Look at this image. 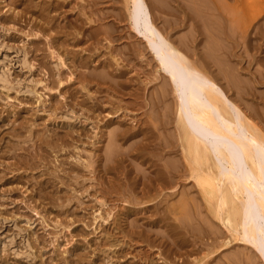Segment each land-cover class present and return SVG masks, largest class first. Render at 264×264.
Wrapping results in <instances>:
<instances>
[{
  "label": "rangeland",
  "instance_id": "1",
  "mask_svg": "<svg viewBox=\"0 0 264 264\" xmlns=\"http://www.w3.org/2000/svg\"><path fill=\"white\" fill-rule=\"evenodd\" d=\"M7 1L9 2L11 0H7ZM23 1H25V3ZM35 1H37L39 4ZM43 1L46 3V2L51 1V0H39V1L38 0H32V1L31 0L30 1L29 0H22V1L21 0H12V3L16 4L15 5L17 7L16 10L19 11V14L15 15L16 10L14 12H12V11L5 12L6 7H3L5 2H3V0H0V264H69L70 261H71L70 264H135V263L136 264H145L147 262H148L147 264H154V263L155 264L156 263L157 264H160V263L161 264H171V263L172 264L173 263L174 264H193V263L195 264V262H196V264H198V263L199 264H206V262H207V264H231V263L233 264L234 263L233 261H235V263H237V264H252V261H255V262H257V264H259L258 262L260 261V264H262L261 263L262 261L260 260V258H257L258 260L256 259V257H258V253L253 248L248 246L250 251L254 250V253L249 252L247 246H245V245L242 246L241 243H237L236 241L230 242L229 243L230 246L228 244L225 247H220L221 250L218 249V251L217 250L215 252L213 251L214 253L213 252L212 253L214 255L213 254H212L213 256L210 255L211 252H209V251L211 249L214 250V246H217L219 244L218 241H220L221 238H222L221 241L224 238H226L227 232L224 230V227L222 226V224L219 223L218 220L213 218L205 209L201 195H199V193H196V192H198V190H197L194 182L191 179H188V178L186 179V177H187L186 172H184L186 170L184 167V162L181 158L180 146H178L179 143L176 140V137H177L176 132H175L176 131V125H175L176 117L174 114V112H175V110H174L175 101L174 100L175 99H174L173 95H172L173 98H172V96H170L171 94H173L172 91L170 90L171 86L170 85L164 86L165 84H161L163 81L161 82L160 80H162L163 77L161 75V78H160V76H158L159 74L155 70L156 69L155 58L153 57L152 53L148 50V48H145L146 42H145L144 36L142 34H138L135 30H133L131 28V24H130L129 16H128V11H127V9H125L126 6L123 4L124 0H91V1L90 0H85V1L84 0H82V1L81 0H72V1L71 0H60L63 3L66 2V4L63 5V9L61 6L60 9L59 8H58V10L52 9L51 12H49V13H47V15H45V17H47L48 20H50V22L46 21L45 19L42 20L43 18L41 19L40 16L37 15V13L41 11L40 7L43 5L42 4ZM86 1L87 2L89 1L91 3L94 2L93 6L89 2H88V5L90 4L89 7L93 8L94 10L93 9L92 10L94 12L96 10V12L95 13L93 11L91 12L90 11L91 8L86 7L85 8L86 15L83 16V18L86 17L87 15H89V13L91 12V15H89V16L93 20H95V18H93V17H96L95 22L91 21L92 22L91 23L89 20L87 21L86 18H84V21H85L84 27H86V28H84L85 30L83 31L82 35L78 34V33L77 34L74 33V32H78L76 27H74V29H73V27H71V28L69 27L68 29H66L67 31H63L64 29L60 30V28H59V30H60L59 31L58 27L61 24L60 20L62 21L67 17V20H64L65 22L62 21V23H64V24H61L62 26H60V27H63L66 23L68 24V21H70L71 23H74L75 20L72 21V19L75 18L74 15L76 13H73V12H76V9L74 8L76 6V3H78V4L80 2L86 3ZM146 1H147L148 5L150 6L149 14L153 17V19L155 20L158 27L159 28L162 27L161 29L164 32H165V30H167V33L166 32L165 33L168 36H170V38H172V37L175 38L174 36H176L175 41L180 42V44H182L181 47H183L182 48L183 51H185V49L188 50L190 48H192V49L194 48L193 51L194 50L195 51H194L193 57L197 59L198 55H199V57L201 55L200 58L198 57V60L207 66V67L205 66L206 70L208 71V70L213 68V70H210L211 72L208 71L209 74H211V76H212V71L213 72L215 71L214 73L216 76H218L219 74L221 75V76L219 75L217 77V79H215L216 78L215 75H213L212 77H214L216 82H218L217 84L221 89H222V87L220 85L223 86L222 91H224L225 94L228 95L227 97L231 100L235 97L232 101L236 100L235 103H237V105L240 106V108L242 107L241 109L243 110V112L248 117L251 116V119L254 120V122H256L257 125H259L262 128L263 124H264V4L262 3L263 0H260V2L258 1L259 3L256 2V0H252L251 3H248L246 6V7H248V9L250 8L248 5L252 4V7L250 8L252 10L251 11L248 10L249 13L247 11V8H246L247 12H244V10L239 11V8H241V6H239V4H240L239 0H228V1L226 0L227 3H229V5H231V7L226 6L227 3L225 2V0H213L214 3L212 0L211 1L209 0L208 2L206 0H202V1L201 0H199V1L198 0H174V1L173 0H166V1L165 0H161V1L152 0L153 2L151 0H146ZM234 1L236 3H234ZM21 2L24 3L26 6L29 5L28 10H27V7L24 8L23 5H20V4H22ZM209 2H211V4H213L214 7L211 6V4H209ZM31 3L34 6H32ZM34 3H36V5ZM150 3L152 6L150 5ZM198 3H200L201 5H199ZM204 3H205V6H204ZM255 3H256V5H254ZM158 4H159V6H158ZM222 4H224V5L222 6ZM70 5L74 9L72 7L67 8V6H70ZM192 5H194V6H192ZM203 6L205 7V9ZM207 6H208V8H206ZM237 6H238V8H236V10L237 9L238 10L236 12V10H234L232 8L233 7L235 8ZM21 7H22V9H20ZM166 7H168V8H166ZM191 8H193V9H191ZM209 8H212V10H210ZM216 8L218 9L217 11H215ZM219 8H220V11H219ZM70 9L72 10V12ZM200 9H202V10L204 9V11L201 12L202 10H200ZM97 10H98V12H97ZM35 11H38V12H35ZM56 11H58V12H56ZM59 11H60V13H59ZM188 11L189 12L191 11L192 13L191 12L188 13ZM193 11L196 13H194ZM218 11L220 13L222 12V14L224 15V17H221L222 19L220 18V16H218L216 14V13H218ZM224 11H225V13H223ZM234 11H235V13H234ZM241 11L245 14L248 13V15L244 14L246 18H244L243 16H240V15H243V13L240 14ZM213 12L216 14V15H214V17H213V15L211 16V14ZM250 12L252 14H250ZM56 13H57V15H55ZM206 13H207V15H206ZM220 13H218V14L221 15ZM21 14H23V15H21ZM60 14H61V16H60ZM101 14H103V15H101ZM190 14L197 15L198 19L193 17L194 15H192L190 17ZM236 14H238V16ZM253 14H255L256 16ZM34 15L36 17H34ZM54 15L57 17H55ZM63 15H64V19L62 18ZM69 15H71V16H69ZM228 15H230V16H228ZM15 16H16V18H15ZM48 16H50L51 18ZM58 16H59V18H58ZM97 16L102 17V19L101 18L99 19ZM104 16L105 17L107 16V17L105 18ZM247 16H250L252 18L255 17V18H254V20H252V19H249L250 17L248 18ZM52 17L54 19H52ZM71 17H72V19H70ZM103 17H104V19H103ZM192 17L194 18V20L190 21L189 18L193 19ZM215 17L217 18V20L214 19ZM240 17H243L242 18L243 22L247 18H248L247 21L251 20L250 22H252L249 24H248V22H246L248 24L247 26H249L248 28L246 26V28H247V29L245 28L246 30H243L244 27L242 26L243 24L246 25V23L241 24V27L238 26V25H240V21H239ZM20 18H21V21H20ZM187 18L189 20H187ZM209 18L214 19V20L209 21ZM9 19L12 21H10ZM23 19H24V22H23ZM218 19L220 22L218 21ZM229 19H233V20L229 21ZM31 20L33 21L32 24H31V22H32ZM37 20H38V22H36ZM57 20H59V21H57ZM197 20L199 21V23L201 21V23H200L201 25L199 23H196ZM224 20H226V21L223 22ZM28 21H29V23H28ZM42 21H43V23H42ZM34 22H35V26H34ZM47 22H48V24H47ZM56 22H57V24H54V25L52 24V23H56ZM49 23L52 25H49ZM104 23H107V24L105 25ZM43 24H45V25L43 26ZM202 24H206V26L202 25ZM217 24L220 27L215 26ZM26 25H28L27 26L28 28L26 27ZM31 25H32V27H31ZM56 25H58V26H56ZM68 25H70V24H68ZM71 25H73V24H71ZM92 25H94L95 28H93ZM97 25H98V28L100 26H101V28L97 29L96 28ZM192 25L193 26L196 25V27L194 26L192 28L191 27ZM226 25H228V27ZM51 26L52 27L56 26L57 29L52 28ZM91 26L93 29H97L99 31V32H97L95 30L97 35L94 33L95 31L91 28ZM212 26H214L213 27L214 29L211 28ZM221 26L224 29L219 30V28L221 29ZM231 26L236 27L235 29L237 32L241 29L240 30L241 32H239L240 34L238 33L240 35V37H238L239 36L238 34H237L238 36H236V33L234 34L235 29L232 30L233 27L231 28ZM77 27H79V26L77 25ZM102 27L105 29H103ZM207 27H209V28H207ZM50 28H52V29H50ZM89 28H91L94 32H92L91 29L89 30ZM194 28H196L195 31H192V30H194ZM225 28L227 31L225 30ZM237 28L238 29L240 28V29L238 30ZM86 29H88V30H86ZM101 29H103V30H101ZM209 29H211V30H209ZM217 29L219 30V33H218ZM37 30L40 34L38 32H36ZM50 30H52V31H50ZM55 30H58V31H56L57 34H55L56 32H54ZM169 30L172 32V34L170 32L171 35L168 32ZM196 30L198 32L197 36L195 35V33H197ZM223 30L227 32V34L225 36H223L225 33L221 32ZM231 30L233 33L230 32ZM247 30H248V32H247ZM79 31H81V30H79ZM199 31L200 32L203 31L202 33H203L204 38H202V36H201L202 34ZM30 32H32V33H30ZM87 32H88V34H87ZM109 32L112 34H110ZM189 32H191V33H189ZM209 32H210V36L208 34ZM215 32L220 34V36L223 34L222 35L223 38H225V40H227V41H229V38H230V42H225V40L219 41V40H221L220 36H218V34H216ZM243 32H245L246 35ZM29 33H30V35H29ZM192 33H193V35L196 36V37L192 36V39L193 38L194 39L193 40L191 39L192 45L194 47L191 44L185 45L186 43L189 42L187 40H190V39H187V38L188 37L190 38ZM204 33H206V34H204ZM231 33H232V35H231ZM26 34H27V36H26ZM47 34L49 35L50 40L54 37L53 40L55 41V37H58L57 43L59 41H61L60 44L64 45V46H65V44H63V42L66 44L70 43L69 44L70 47L67 44L66 48L64 47L65 48L64 49L63 46L60 47L61 46L60 44L55 43V45H54V43L52 41L48 42L49 37H48V39L46 38ZM105 34H108V35H105ZM185 34H187V35H185ZM39 35H41V36H39ZM184 35H185V37H184ZM214 35L216 37H219V38H215ZM227 35H229V36L231 35L233 39L231 38V36L228 37ZM70 36H71V38H70ZM89 36H91V37L95 36L99 40L100 43L96 42V41H98L97 39L91 38ZM104 36L106 37L105 40H104ZM107 36H109V37H107ZM110 36L114 37L113 38L114 41L111 40L112 37H110ZM178 36H180V37H178ZM59 37H60V40H59ZM73 37H74V40H72ZM177 37H178V39H177ZM206 37H207V39H206ZM241 37H242V40H243V38H246V41H245V39L243 41H241ZM248 38H249V40H248ZM63 39H66V40L64 41ZM86 39H88V41ZM185 39L187 42H184ZM203 39H204V41H207L210 39H212V40H210V42L207 41V43H206V42H203ZM215 39L217 41H215ZM234 39H235V41H234ZM239 39H240V41H239ZM70 40H72V41H70ZM84 40H86V41H84ZM108 41H110L111 43ZM214 41L217 44H215ZM79 42H80V44H78V47L76 48V46H77L76 43H79ZM85 42H87V43H85ZM191 42H189V43H191ZM218 42L219 43L223 42V43L220 45V44H218ZM205 43H206V45H204ZM210 43L212 45H209ZM213 43H214V45H213ZM229 43L231 44L232 48L230 47ZM51 44H53V45L51 46ZM93 44H94V46H93ZM223 44L225 45L224 47H226V44H229V45H227V47L229 46L228 48H229L230 53L229 52L227 53V51H228V50L226 51V49H228L227 47L225 48V50H223L224 49V47L222 46ZM73 45L75 46V48ZM183 45H185V46H183ZM195 45H196V47H195ZM207 45H208V47H207ZM216 45H220L221 49L220 50L217 49ZM133 46L135 49H133ZM137 46H138V48H137ZM211 46H213V47H211ZM220 46H218V48H220ZM52 47L56 48V50H58V51L60 50V53H62V54H63V52L66 51V49H67V51L71 52L68 55V57L69 56L70 57L67 60V64L69 63L68 66L69 67L72 66L70 69H74L75 72H78L77 73L78 75L80 74L83 76L85 74L84 76L87 75L86 78L89 77L87 79L88 83L86 84V86H87L86 88L85 87L83 88V85H82L83 82L77 81L78 78L77 79L73 78L72 80H70L71 82L73 81L71 83L68 80V74H67L70 72L64 66L59 67L60 77L63 78L62 79L63 83L61 85L66 87V89L64 91L65 93L62 90L63 88L60 87V90H62L61 91L62 95H59L55 88H54L55 91H54V89H51L49 91V89L43 88L42 85H39V84L34 85V83H32L33 81H36L38 79L41 80V78H43L42 79L43 82L48 87H50V86L54 87L53 84L58 81L57 80L58 78H56L55 74H54L56 72V69L54 68V65L52 63V54H50V53H52V51L48 50V49H52ZM111 47H112V50L114 49L113 52L116 51L117 54L122 51L121 53H119L120 56L118 55V56L114 57V58L118 57L117 58L118 64L116 63L117 65L113 63V62H115V60H112V59H114L112 56L113 52L111 49H110L111 52L109 51V48H111ZM131 48L134 51H136L137 49L139 51H136V53H135ZM197 48H199V49H197ZM200 48H202L203 52ZM204 48H206V50ZM208 48H209V50H208ZM62 49H63V51H62ZM71 49L72 50L74 49L75 51H77V53H79V55L76 52L74 53V51L72 52ZM83 49H85V50L81 51ZM142 49H144V50H142ZM211 49H213V50H211ZM129 50L132 51L131 54L129 53V52H131ZM196 50H198V51H196ZM222 50L224 52L225 51L226 52L224 53ZM142 51L144 53H142ZM190 51L191 50H189V52ZM204 51H206V52H204ZM210 51L212 53H214V55H213L214 57L210 56V55H212V54H210ZM213 51H215V52H213ZM218 52L221 53L220 57L218 54H216ZM133 53H135V55H133ZM195 53H199V54H195ZM202 53H204V54H202ZM205 53H207V54H205ZM222 53H224V54H222ZM72 54H75V55L77 54L76 56H74L75 61H76V63H75L76 65H74L73 63H71L69 61L72 59ZM90 54L92 55V57ZM108 54H109V57H108ZM124 54H126V56ZM140 54H145V55H144V57H142ZM225 54L226 55L230 54V55H229V57H226L224 60L223 57H225L224 56ZM206 55H208L210 57V59H213V58L216 59L217 57L220 59L222 56L223 57H222V59H220L221 63H220V60L217 58L216 60L213 59V61L215 60L216 62H214V64H211L210 61H208L209 57L208 56L206 57ZM127 56L130 58L131 63L128 61L129 58ZM132 56H133V58H132ZM134 56H136L137 58ZM76 57H78V58H76ZM120 57H121V59H120ZM123 57L124 58L126 57L125 59L128 58V60L127 61L124 60ZM41 60H43V62ZM123 60L125 62L121 63ZM222 60H223V62H222ZM24 61H25V63H23ZM77 61L80 64H77L78 63ZM82 61H84L85 63H83ZM86 61H87V63H86ZM206 61L210 66H212V65L213 66L210 68L209 65L205 64ZM229 61L232 64H230L231 67L229 66L230 68L227 69V66H228L227 63H230ZM36 62H37V64H36ZM46 63H48V65ZM101 63L102 64L105 63V64L102 65ZM119 63L122 64V67H120ZM215 63L218 65V67H216L217 65L215 66ZM88 64H92L95 68L97 67L98 69L97 68L95 69L93 67L94 71L96 70L95 72H93V70L91 69L92 65L90 66ZM123 64H124V66H123ZM129 64H130V66H129ZM30 65H31V68L29 67ZM79 65L82 67H80ZM108 65L111 67V68L109 67L110 69H108ZM118 65H119V67H118ZM35 66H37V67H35ZM50 66L52 67L51 69H50ZM89 66H90V68H89ZM98 66H100V67H98ZM101 66H103V67L106 66L107 69L110 70L111 72L108 71L107 69H105V71H104L105 67L102 69ZM113 66H114V68H112ZM139 66H141V67H139ZM221 66L222 67L226 66L227 70H225L224 68L222 69ZM232 66H233V69H235V71L232 69ZM220 67L222 70L220 69ZM45 68H46V70H44ZM87 68H89V69H87ZM99 68H101L102 70L101 69L100 70L103 72L100 73ZM215 68H218L220 73L218 72V69L215 70ZM238 68H239V70H237ZM42 69H43V71H42ZM49 69H50L51 73L47 72ZM79 69L82 70V73L80 72ZM83 70L84 71L87 70V71L85 73H83L84 72ZM236 70L239 72V78L241 77L242 79H239L236 75H234V77L236 76L235 78H237V80L235 81V79H233L234 77H233L232 72H235L234 74H238V72H236ZM45 71L49 75L47 73L45 74ZM52 71H53V73H52ZM106 71L108 74L110 72V74L108 75L106 73ZM127 71H128V73H126ZM88 72H90V73H88ZM91 72L93 74H91ZM227 72L229 74L230 73L232 74V75H230L232 77V80L229 77V75H228L229 78L227 76H225V74L226 75L228 74ZM64 73H65V77L61 76V75H64ZM95 73H97V74H95ZM154 73L155 74L157 73L156 78H155V75L153 76ZM104 74L111 76V78H113V80ZM160 74H162V73H160ZM53 75H54V77H53ZM118 75H120L121 77H119ZM136 75H137V77H136ZM240 75H242L243 77ZM40 76H41V78H39ZM93 76H95L94 79H91ZM98 76H101V77H98ZM122 76H123V79L125 76L126 80L125 79L124 80L126 81V83H125V81H123V79H121V80L118 79V77L122 78ZM151 76H152V79H151ZM222 76H224L225 78L223 79ZM44 77H45V79H44ZM47 77H48V79H47ZM74 77H75V75H74ZM114 77H116L117 81L118 80L119 81L117 82L114 79ZM131 77H133V79ZM226 77H227V79H226ZM247 77L250 79V82H252V83L248 82L249 79ZM51 78L52 79L54 78L55 80L54 79L53 80L55 82H53V80H51ZM107 78H109L110 80L109 79L107 80ZM129 78H130V80H129ZM246 78L248 81L246 80ZM228 79H229V81H228ZM91 80H93V81H91ZM102 80H104V81H102ZM152 80H153V82H152ZM240 80H242V81H240ZM4 81H8V83L5 84ZM105 81H107L108 83H106ZM109 81H111V82H109ZM114 81H116V82H114ZM120 81L124 82L123 84L126 85L125 88ZM219 81H221L222 83ZM230 81L234 82V83H237V81H238L239 85H242V86L244 84L245 87L243 86L242 88L245 89L244 90L245 92L241 89L240 90V91H242V94H241V92H239V89H237L239 86L238 83L236 84V85H238L236 87V85H234V83H230ZM113 82L115 84H113ZM132 82H135V83H132ZM240 82L242 84H240ZM3 83H4V85H3ZM67 83H68L69 87L67 86ZM74 83H76V84H74ZM84 83H86V82H84ZM89 83H90V85H89ZM102 83H103V85L105 83L107 85L105 84L104 86H102ZM229 83L232 84V86ZM77 84H78V86H77ZM96 84H99V85H96ZM100 84H101V86H100ZM118 84H120V85H118ZM245 84H247L249 87ZM94 85H96V86H94ZM121 85H122V87H121ZM153 85L155 87L158 86V87H156L157 90ZM160 85H162V87H160ZM114 86H115V89L113 88ZM116 86H120V88L122 90L119 87L117 88ZM81 87H82V89H81ZM92 87L94 90L92 89ZM94 87H96V88H94ZM105 87L107 90L104 89ZM165 87L168 89H165ZM224 87H226V88H224ZM235 87H236V89H235ZM67 88H69V89H67ZM149 88H150V91H149ZM163 88L165 89V91L168 90L166 92L168 97L167 96L164 97L165 102L163 100V96L161 98V94H160L161 91L159 90V89L163 90ZM239 88H240V86H239ZM34 89L38 90L39 92H42V96L44 98V101L46 100L45 101L46 104H45V102H44V104L37 103L38 99H37L36 93L33 92ZM85 89H86V94L84 92ZM113 89H114V91H113ZM135 89H138V90H135ZM225 89L228 91H226ZM45 90L50 92V94L48 93V95H45V94H47V91H45ZM109 90L110 91L112 90V91L110 92ZM232 90L234 92H232ZM145 91H146V93H145ZM235 91L236 92L238 91L240 94L236 93ZM72 92L73 93L76 92V93L73 94ZM87 92H88V94H87ZM112 92H114V93L116 92L115 95H114V93L112 94ZM117 92H118V94H117ZM148 92H150L149 95L152 94V95H150V97L147 95ZM168 92H171V93H168ZM246 92H248V94H246ZM43 93H45V94H43ZM52 93H53V95H52ZM69 93L70 94L72 93L73 95L72 94L70 95ZM102 93L104 96H102ZM119 93H121L122 95L126 94L125 98H123L124 96H122V98H123L122 99L121 94H119ZM136 93H139V94H136ZM141 93L144 95L142 96ZM154 93L160 94V95L158 94L159 97L157 94H155V95H157L158 99H161V101H159L157 99V97H155ZM234 93L237 94V96H235ZM128 94H130V95H128ZM233 94H234V96H233ZM85 95H87V96H85ZM241 95L243 98L241 97ZM66 96H67V98H66ZM75 96L77 98L76 101H74ZM88 96H90V97L92 96V97L90 98ZM96 96L100 98L99 102H102V103L104 102L103 104L101 103L102 105H100L99 102L97 103L98 98ZM112 96H114V99H116V102H119V103L112 101V98H113ZM115 96H116V98H115ZM133 96H135V99L133 98ZM71 97L74 98V100L71 99ZM80 97H82V98H80ZM93 97L94 98L96 97V99L94 100ZM108 97H111V99H109ZM140 97L143 99V101L140 100ZM236 97H238V98L241 97L242 99L239 100V99H236ZM50 98H52V99H50ZM58 98L60 99V101H58L59 100ZM79 98L81 99V101L82 100H84V101L76 103L80 100ZM101 98H103V99H101ZM131 98H133V99H131ZM68 99H69V101H67ZM91 99L94 100L96 103L91 101ZM124 100H126V101L124 102ZM129 100L132 103L134 102L136 105L134 103L132 105V103H130ZM152 100H154V101H152ZM156 100L161 102V104L168 103V105L165 104V106H164V104H163V107H162V105L158 102L160 104V107H159L160 109H159L158 108L159 104L157 103ZM168 100H169V102H168ZM111 101H112V103H111ZM249 101H250V104L248 103ZM50 102H51V105L49 104ZM64 102H66L65 103L66 105H64ZM90 102H91V104L89 105ZM127 103H129V105ZM138 103H139V105H138ZM145 103H146V105H145ZM148 103H150V104H148ZM61 104H62V106H61ZM83 104L85 107L84 106L82 107ZM86 104H87V107H86ZM95 104H96V106H95ZM123 104H127L128 106L127 105L124 106ZM251 104L254 105L253 107H254V109L256 108L257 112H255L256 111L255 110L254 111L255 113H252V111L254 109H252L253 107H251L252 106ZM45 105L48 108H46ZM97 105L98 106L100 105V107H98ZM108 105L110 106L109 109H108ZM113 105H115V106H113ZM122 105H123V107H122ZM137 105L141 109H139ZM150 105H151V107H150ZM249 105H250V108L252 110L247 109L249 107ZM49 106L51 107V109H53L54 107H55V109H53L51 111ZM71 107H73V108H71ZM111 107H114L115 109L114 108L111 109ZM119 107L121 109L126 108L127 110L124 109V111H123V110L119 109ZM129 107H130V110H129ZM133 107H134V109H133ZM154 107H156V108L153 112L152 109H154ZM81 108H83V110ZM101 108H104L105 110L101 109ZM136 108H138V111ZM88 109H89V111H88ZM147 109L149 112L147 111ZM162 109L164 111H162ZM171 109H172V111H170ZM93 110H95V111H93ZM116 110H118V111L121 110V111L116 112ZM107 111H109V114L107 113ZM132 111L133 112L135 111L137 113H135V112L132 113ZM143 111H144V114L142 113ZM169 111L172 112L171 113L172 115L170 114ZM86 112L89 113L90 115L92 114L91 116H93V117H91L89 114H86ZM151 112L154 113L153 116H151L153 114ZM156 112H158V113H156ZM261 112H262V114H261ZM82 113H84V114H82ZM99 113H100V116H98ZM110 113L112 115H110ZM141 114H142V116H141ZM258 114H259V116H258ZM85 115H87V117ZM126 115H128L129 117ZM148 115L150 118L148 117ZM256 115L258 116L257 118H256ZM136 116H138V117H136ZM170 116H172V117H170ZM262 116H263V118H262ZM77 117H79V118H77ZM89 117H90V119H89ZM152 117H153V119H152ZM84 118H87L88 120L84 119ZM111 118H113V119H111ZM123 118H124V120H123ZM129 118L132 119L133 121L128 120ZM138 118H139V121L141 120L140 122L138 121ZM164 118L166 120H169L170 124L167 123L168 121H166V124H169V125L165 124L167 127L164 126V124H163L165 121ZM151 119L154 122H152ZM125 120H126V122H125ZM135 120L139 123V125ZM110 121H111V123H110ZM112 121H113V123H112ZM119 121L121 122V124L120 123L118 124ZM128 121H131V122H128ZM173 122H174V124H173ZM114 123H116V124H114ZM145 123H146V125H145ZM152 123L157 124V125H154ZM160 123H161V126H160ZM133 124H134V126H133ZM171 124H172V126H171ZM108 125H110L111 127ZM112 126L113 127L118 126L119 129L115 130L118 127L114 129ZM136 126H138V127H136ZM120 127H121V130H120ZM174 127H175V129H174ZM106 128H109V129H106ZM111 128H113V130L116 132L115 133L112 132L113 130ZM123 128H124V130L122 131ZM125 128H127L129 131ZM144 128L146 130L149 129L150 131L148 130V132H147ZM140 129H142V130L144 129L145 132L142 130H141L142 131L141 132ZM137 130H139V132L137 134H135V136L132 135V137H131L130 135H128V133H133V132L136 133ZM171 130H173V131H171ZM262 130L264 131V127L262 128ZM158 131H160V132H158ZM79 132H81V133L83 132L82 136L79 135V134H81ZM169 132L172 133L173 135L172 134L168 135ZM33 133H34V135H33ZM69 133L71 135H68ZM97 133H98V135H97ZM116 133H119L120 135H124V136H125V134H127L128 136L126 137V139H123L121 136H119V134L117 135ZM149 133H151V134H149ZM53 134L59 135L60 138L63 137L62 138L63 140L65 139L66 141H68V142L71 141V142L68 143L65 141L66 143H63L64 141H61V140H58V141H61V142H58L57 140H55L57 137L56 136L54 137ZM64 134H65V136H64ZM72 134H75V135L78 134V136L76 135V137H78V138L75 139V137H74L75 135L73 136ZM103 134H105V135H103ZM139 134H141V135H139ZM142 134H143V136H142ZM159 134H161L162 137H163V135H165V136L167 135L168 139L162 138ZM45 135H47V136H45ZM96 135L99 139L96 137ZM114 135L115 136L117 135V136L115 137ZM137 135H138V137H136ZM52 136L55 139H53ZM70 136L72 137V139ZM107 136H110L111 140L113 139L112 141H114V139L117 138V139H115L116 142H113L114 145L111 143L110 138L109 139L107 138ZM170 136L172 138L174 136V138L171 139ZM38 137H40V138H38ZM94 137H95V139H94ZM134 137H136V138H134ZM159 137H161L162 139L160 140ZM40 139H41V141H40ZM90 139H92V140H90ZM156 139L159 140V142ZM174 139H175L176 143H174ZM45 140H47V141H45ZM51 140H52V142H50ZM98 140H99V142L100 141L101 142L99 143ZM102 140L104 141V144H107L108 146H110L112 144L113 147L110 146V148L107 149V146H106V148H105V145L103 144ZM125 140H126V142H125ZM136 140H140V141L137 142ZM48 141L50 142V144ZM117 141L120 142L119 144H122V145H120L121 147L117 146L118 147L117 149L119 151L118 150H116V151L118 153L115 150L111 149V148H114L115 144H117ZM152 141H154V142H152ZM165 141H166V143H165ZM105 142H107V143H105ZM109 142L111 143L110 145L108 144ZM140 142L141 143L143 142V143L141 144ZM156 142L158 144H156L157 146H154V143H156ZM162 142H164V143L161 144ZM55 143H57L56 146L53 145ZM133 143H136L137 145L135 144V146H137L138 148L137 147L135 148L133 146L134 145ZM138 143H140V145ZM74 144H76V145L73 146ZM164 144H166V145L163 146ZM168 144H171V145L168 147ZM98 145H100V146H98ZM129 145H131L132 147L131 146L128 147ZM52 146H54V149ZM158 146H163V147H159V149H158L157 148ZM37 147H38V150H37ZM40 147H42V148H40ZM55 147H57V148H55ZM102 147L104 148V151H103ZM119 147L121 149H119ZM34 148L36 149V151H34L35 150ZM60 148H62V149H60ZM125 149H127V150L129 149V151H125ZM97 150H99V151H97ZM110 150H112L111 152H109L111 154L109 155L108 153H106V155H105V152H108ZM164 150L165 151L168 150V151L165 152ZM171 150H173V151H171ZM177 150H179V151L177 152ZM94 151H97V152H94ZM113 151H115L116 154L115 153L113 154ZM122 151H124V152L122 153ZM35 152H37V153L35 154ZM120 152H121V154H120ZM161 152H162V154H161ZM168 152L170 154H168ZM30 153H32V154H30ZM179 153H180V155H179ZM33 154L36 157H34ZM92 154L94 155L93 158H92V156H93ZM99 154H100V156H99ZM155 155H159V156H155ZM160 155H162V156H160ZM169 155L171 156V158L179 155L178 156L179 158L175 157V158L171 159V158H169ZM77 156L81 157L80 161H86V160L92 161V162L90 161L92 164L90 166L91 168L89 167L92 171L95 168V170L93 171L92 174H91V172H89L90 171L89 168H85L81 162L79 164V161H77L75 159V158H77ZM95 156H97V157H95ZM110 156H114V157H111V158H113L111 161H109ZM165 156H166V158L168 156L169 159L168 158L166 159ZM104 157H105V159H104ZM106 157H107L108 162H106V163L104 162V165H102L103 164L102 161H106ZM115 157H116V159H114ZM158 157L159 158L160 157L165 158L166 160L165 159L158 160L159 159ZM84 158H85V160H84ZM86 158H88V159H86ZM162 158H160V159H162ZM180 158H181V160H180ZM39 159H40V161H39ZM98 160H100V161H98ZM168 160L170 163H172L173 162L172 160H174L175 163L177 162L178 165L180 164V161H181V164H183V166L181 164L179 165L180 169H179V167L177 168L176 164L173 165L174 162L172 164L173 168H176L178 171L179 170L180 171L178 173V171L176 172V169L174 170L172 168V170L176 172V173L174 172V174H177V175L179 174L178 176L175 175L176 180L179 182L176 183V185L178 187L176 186L174 194H171V195H169L170 191H171L170 190L171 188H169L170 184L167 181L157 180L159 177L158 174L160 172L164 173L163 169H165V166L167 165L166 162H168ZM62 161L64 162V164ZM163 161H164V163H163ZM100 164L102 165V167L103 166L105 167V168L103 167L104 171L101 169L102 167L100 166ZM80 165H82V166H80ZM93 166H95V167H93ZM181 167H183V168L181 169ZM65 168H67L68 172L66 171ZM74 168L77 171H74L75 170ZM168 168H170V167H168ZM100 169L102 171H100ZM114 169H116V170L114 171ZM64 170L66 173L64 172ZM70 170H72V171H70ZM137 170L140 172H138ZM55 171L59 172V173L57 172L59 176L57 175V173ZM61 171H63V172H61ZM97 171H99V172H97ZM154 171H156V172H154ZM100 172H103V173H100ZM180 172H183V174H181ZM54 173L59 177V179H56L58 177ZM110 173H111V175H109ZM63 174L65 175L64 179L62 176ZM94 174L97 177L93 176ZM98 174H101V175H98ZM180 174L182 175L181 178H180ZM142 175H143V177H141ZM145 175H146L147 179L145 178ZM183 175H185V176L183 177ZM54 176H56V177H54ZM71 176H72V178L75 179V180L73 179L74 181L72 180ZM177 177H179V179H177ZM110 178H112V179H110ZM143 178L148 180L149 183L146 182L145 179H143ZM93 179H94V181H92ZM154 179H156L157 181ZM98 180H99V183L97 182ZM111 180H113V181H111ZM61 181L63 184H61ZM141 181H143V182L141 183ZM153 181L154 182L156 181V182L154 183ZM114 182H116L118 184L120 183V185L118 186ZM144 182H146V183H144ZM39 183H41V184H39ZM184 183H186L187 185L186 184H185V186L182 185ZM65 184H67L68 186ZM111 184H113V185H111ZM143 184L145 187L143 186ZM155 184L156 185L159 184L161 186L162 190L160 192H158L156 190ZM189 184H191V186L194 185L196 190L194 187L193 188L190 187ZM98 185H100V186L98 187ZM121 185L123 188H120ZM180 185L182 186V188H184L183 190L180 187ZM114 186H116V187H114ZM140 186H142L141 187L142 189L141 188L138 189ZM96 187H98V189ZM101 187L105 191L107 190V192H105L103 189H101ZM108 187H109V189H107ZM111 187L112 188L114 187V188L112 189ZM152 187L154 190L152 189ZM179 187L181 189L180 192L183 193V194L180 193L181 196L186 194V197L183 196L184 198H189L187 195H189V193L191 192L190 198L192 197V200H193L194 197H195L194 199H196V197H197L198 199H196V201L195 200L192 201L191 199L185 200L182 197L184 199L183 200L181 198V196L179 195V190H180V189L178 190ZM185 187L190 188L189 190H192V191L187 190ZM78 188H79V190H78ZM88 188H89V190H88ZM99 188H100V192L98 191ZM96 189H97V191H96ZM73 190H75V192H78V193L75 194V192H73ZM84 190L85 191L87 190V191L85 192ZM118 190H120V191L122 190L121 193L124 191V193H125L124 196H121L123 193L121 194L120 191L118 192ZM103 191L105 192V194H103L104 193ZM187 191L189 193H187ZM193 191H196V192H194V193H196L195 196H193L194 195ZM108 192L113 193V195L110 193L108 196L106 194ZM93 194H96V195H94V197L96 196L95 200L93 199L94 198ZM114 194H116V195H114ZM135 194H137V196ZM68 195H69V197H68ZM71 195L73 197H71ZM117 195H119V196L117 197ZM177 195L179 197L178 200L176 198ZM26 196H28V197H26ZM59 196L62 197L61 198V200H63L62 202L59 201L60 200ZM156 196L159 200L156 198ZM158 196H160V197H158ZM29 197H31L32 200L28 199ZM97 197L99 200L103 199L104 201H106L108 206L107 205L100 206L98 203ZM102 197H104L105 199ZM107 197H108V199H107ZM121 197L122 198L124 197V199H122ZM136 197H138V198H136ZM153 197H154V200H153ZM36 198H37V200L35 201ZM51 198H52V200H51ZM69 198H70V200H69ZM74 198H76V199H74ZM77 198H78V200H77ZM143 198H144V200H143ZM43 199H45V200H43ZM54 199H56L57 203L55 202ZM96 199H97V202H96ZM129 199L131 201H129ZM137 199H138V202L136 201ZM199 199H200V202H199ZM38 200H39V202H38ZM41 200L44 202H42ZM48 200H50V201H48ZM173 200H174V202H173ZM180 200H183L186 202V203L184 202L186 209H187V206L188 207L190 206L189 210H192V211H190L191 213L187 209V211H188L187 214L190 213V215L188 214L190 217H188L187 215L184 216L182 214L184 217L181 218L182 216L180 215L181 214L180 212L182 210H181V208H179V206H177V204L179 203L178 201H180ZM197 200H198V203H197ZM51 201L54 202L55 205L52 204ZM141 201H143V202H141ZM166 201H168L169 203ZM49 202L52 205L49 204ZM171 202L179 208V209L177 208L178 210H175L176 213H174V214H171L169 211V208H168V206L170 205ZM191 202L196 203V206H195V204L193 206L192 205L193 203H191ZM159 203H160V205H159ZM200 203H201V206H198V204L200 205ZM157 204H158V206H157ZM32 205L36 206V210L38 209L40 211V213H39V211H37V212L42 217L38 213L36 214L33 212L34 210H32L33 209ZM39 206H41L43 208L39 209L40 208ZM99 206L103 210H109V207L112 208V212L114 210L113 213L111 212V215H113V216H111V215L108 216L109 219L107 218L105 220V222L104 221H102L101 223L99 222L101 227L104 225L106 229L103 228L104 226L101 228L100 226L96 225L97 223L96 224L93 223V220H94L93 215H95L94 211ZM104 208H107V209H104ZM123 208H125V209H123ZM138 208H140V209L137 210ZM202 208L204 209V212H206V214L212 220L211 222H210L209 218L205 219V217H207V216H205V213L203 211H201ZM41 210H42V212H41ZM178 213H179V215H178ZM193 214H194V216H192ZM43 215H45V216H43ZM174 216H177V218L179 216H181V217L178 218L179 220L178 219L176 220V219L172 218ZM195 216H197V217H195ZM200 216H201V219L199 218ZM185 217H187L188 220ZM41 218H42V220H41ZM43 218H44V221H43ZM197 218H199V219H197ZM113 219L116 222L115 221L113 222L112 221ZM202 219H204V221H202ZM109 220H111V221H109ZM106 221H108V222H106ZM207 221L210 223H208ZM190 222H193L194 226L190 227L192 225V223H190ZM203 222H204V225H202L203 228L202 227L200 228V226ZM213 222H214V224H212ZM181 223L183 225L189 226L190 229H189V227L186 226L185 230H184V226L180 225ZM197 223H200V226ZM206 223H207V225H206ZM215 223H217V225ZM218 223H219V226H218ZM208 224H210L211 227ZM205 225L208 226L209 229H207L208 227L205 228ZM97 226H98V228H97ZM214 226H215V228H214ZM220 227H222V228L220 229ZM99 228L102 230L99 231L100 230ZM191 228H192V231H191ZM193 228H194V230H193ZM211 228H212V230L217 228L218 231H217V229L213 230V232L210 231V232H212V234H210V235H213L214 232H215V235H216V233L220 232L223 235L218 233V236L220 237V235H221L222 237L219 238V237L215 236V238H214V235L210 236L209 230H211ZM103 229L106 232L103 231ZM121 229L124 232L126 231L127 234L124 233ZM119 230L121 231V233ZM107 232H109L110 234ZM122 232H123V235H121ZM103 234L105 235V237L108 236L106 239L109 240L110 242L115 241L117 244L120 243V247H119V245L117 246L115 242H113L114 245H112L111 247H108V246L106 247L104 245L105 238L103 237L104 236ZM124 235H126L127 237ZM123 236H124V238H123ZM216 237L219 239H217ZM114 238H115V240H112ZM120 240H121V242L118 243L117 241H120ZM125 240L129 244L126 243ZM129 240H131V241H129ZM205 240H207L208 242ZM210 240H212L214 242H212V241L209 242ZM192 242H194V244ZM204 242L206 243V245H208V248L207 247L204 248L206 246ZM190 243H191V245H190ZM101 244H103L105 247ZM239 244L241 247L239 246ZM234 245H235V247H234ZM123 246H124V248H123ZM243 247H245L247 250H245ZM109 248H110V250H107ZM189 248H190V250H189ZM224 248H225V250H224ZM102 249H105V252ZM116 249H118V250H116ZM191 249L192 250L194 249L195 252H192ZM240 250H241V252H240ZM114 251L117 254H115ZM187 251H190L192 253L191 256H190V252H187ZM158 252H159V254H158ZM185 253H186V255H185ZM207 253L209 254L210 257L211 256L212 257L210 258L208 256L207 258H204L203 259L204 261H203L201 258ZM232 253H233V255L236 254L237 256L236 255L235 256L238 259H236V257L233 256ZM244 253L250 254V255L246 254L247 257L253 256V255H251V253L254 254V257H255L254 260L249 262L250 259L249 258L246 259L247 257L245 256ZM157 255H159V256H157ZM160 255H161V257H160ZM228 255H229V257H228ZM148 256H149V258H148ZM218 256H220V257H218ZM163 257H164V261H163V259L161 260V258H163ZM172 257H173V259H172ZM174 257L176 258L177 261L175 260ZM107 258H109V259H107ZM183 258L187 259V261L184 260ZM194 258H196V259L198 258V260H197L198 263H197V261L192 262V260H196ZM229 258L233 259V261L230 260ZM242 258H243V260H242ZM151 259L155 262H152ZM199 259H201L200 262H199ZM238 260L239 261L241 260V261L238 262ZM201 261H203V263H201ZM223 261L226 263H224ZM254 264H256V263H254Z\"/></svg>",
  "mask_w": 264,
  "mask_h": 264
},
{
  "label": "bare ground",
  "instance_id": "2",
  "mask_svg": "<svg viewBox=\"0 0 264 264\" xmlns=\"http://www.w3.org/2000/svg\"><path fill=\"white\" fill-rule=\"evenodd\" d=\"M22 1V0H21ZM30 1V0H29ZM32 1V0H31ZM39 1V0H38ZM72 1V0H71ZM82 1V0H81ZM85 1V0H84ZM91 1V0H90ZM152 1V0H151ZM158 1H161V0H158ZM166 1V0H165ZM174 1V0H173ZM199 1V0H198ZM202 1V0H201ZM207 2L209 1V0H206ZM211 1V0H210ZM213 1V0H212ZM228 1V0H227ZM227 1L225 0V2L227 3ZM260 2V0H256V2ZM3 2H5V4H4V6L3 7H6L5 8V12H9V11H12V12H14L15 10H16V4H14V3H12V0L11 1H7V0H3ZM11 2V3H10ZM24 3H25V1H23ZM35 2H37V1H35ZM77 2V1H76ZM89 2V1H88ZM88 2L86 1V3H82V2H80L79 4L78 3H76V6L74 7L75 9H76V12H73V13H76L75 15H74V19H72V17L70 18V19H72V21H74L75 20V22L74 23H71L70 21H68V24H70V25H68L67 23L63 26V27H60V26H62L61 24H64V23H62V21L63 22H65L64 20H67V17L64 19V15L62 16V18L64 19V20H60V22H61V24L59 25V27H58V30H59V28H60V30H62V29H64L63 31H67L66 29H68L69 27L71 28V27H73V29H74V27H76L77 28V31L78 32H74L75 34H83V31L85 30L84 28H86V27H84V25H85V21H84V18H86V20L88 21H94L95 22V20H96V17H93V18H95V20H93V19H91L90 18V16L89 15H91V12L94 10L93 8H91V7H89L90 6V4H92V6H93V3H91V2H89L90 4L88 5ZM97 2V1H96ZM153 2V1H152ZM204 2V1H203ZM218 2V1H217ZM222 2V1H221ZM239 2H240V4H239V6H241V8H239V11L240 10H244V12H247L248 10H252V9H250L251 7H252V4L250 5H248L250 8L248 9V7H246L247 6V4L248 3H251L252 2V0H239ZM258 2V3H259ZM22 3V2H21ZM24 3H22V4H20V5H23L24 6V8L25 7H27V10H28V6H26ZM28 3V2H27ZM30 3V2H29ZM33 3V2H32ZM31 3V5L32 6H34L33 4ZM38 3V2H37ZM69 3V2H68ZM157 3V2H156ZM182 3V2H181ZM197 3V2H196ZM206 3V2H205ZM205 3H204V6H205ZM213 3H214V1H213ZM234 3H236L235 1H234ZM262 3L264 4V0L262 1ZM261 3V4H262ZM35 5H36V3H34ZM39 4V3H38ZM43 5L40 7V9H41V11L40 12H38V11H35V12H38L37 13V15L38 16H40V18L42 19V20H46V21H49L50 22V20H48V18L47 17H45V15H47V13H49V12H51L52 11V9L54 10V9H56V10H58V8L60 9V7L62 6V9H63V5H65L66 4V2H62V1H60V0H51V1H48V2H44L43 1V3H42ZM125 6V9H127V11H128V16H129V21H130V24H131V28L133 29V30H135L138 34H142L143 36H144V38H145V42H146V45H145V48H148V50L152 53V55H153V57L155 58V61H156V72L159 74L158 76H160V78H161V75H162V80H160L162 83L161 84H165L164 86H166V85H170L171 86V88H170V90L172 91V93L173 94H171L170 96H174V101H175V106H174V110H175V112H174V114H175V117H176V120H175V125H176V140H177V142L179 143V145L178 146H180V150H181V158H182V160H183V162H184V167H185V170L186 171H184V172H186V179L188 178V179H191L193 182H194V184H195V186H196V188H197V190H198V192H196V191H193V193L194 192H196V193H199V195H201V198H202V201H203V204H204V207H205V209L207 210V212L213 217V218H215L216 220H218L219 221V223H221L222 224V226L224 227V230L227 232V236H226V238H224L222 241H221V239H220V241H218V245L217 246H214V250H210L209 252H211L210 253V255H212L216 250L218 251V249H220V247H225V246H227L230 242H232V241H236L237 243H241L242 244V246L243 245H245V246H249V247H251V248H253L257 253H258V257H256V259L257 258H260V260L262 261L261 263L262 264H264V131L262 130V128L264 127V124H263V127L261 128L259 125H257V123L256 122H254V120H252L251 119V116L250 117H248L244 112H243V110L240 108V106H238L237 105V103H235V101L236 100H234V101H232L231 99H229L227 96V94H225V92L224 91H222V89H223V86L222 85H220L221 87H222V89L218 86V82H216V80L215 79H217V77L220 75H218V76H216L215 75V71L213 72L212 71V76L213 75H215L216 76V78L214 79V77H212L211 76V74H209V72L208 71H210V70H213V68L212 69H210L212 66H210L208 63H207V61L205 62V64H207V65H209L210 66V70H206V65H204L203 63H201L199 60H198V57H199V55H198V57H197V59L196 58H194L193 57V55H194V51H193V49L192 48H190V49H185V51H183L182 50V48L183 47H181V45L182 44H180V42H177V41H175V38H176V36H174L175 38H170V36H168L166 33H167V30H165V32L161 29V28H159L158 27V25L156 24V22H155V20L153 19V17L149 14V12H150V6L148 5V3H147V1L146 0H124V3H123ZM153 4V3H152ZM163 4V3H162ZM161 4V5H162ZM166 4V3H165ZM193 4V3H192ZM199 5H201L200 3H198ZM209 4H211V2H209ZM221 4V3H220ZM228 4V5H227ZM226 4V6H228V7H231V5H229V3H227ZM19 5V4H18ZM41 5V4H40ZM96 5V4H95ZM94 5V6H95ZM150 5H151V3H150ZM155 5V4H154ZM157 5V4H156ZM160 5V6H161ZM169 5V4H168ZM191 5V4H190ZM198 5V6H199ZM218 5V4H217ZM224 4H222V6H223ZM233 5V4H232ZM254 5H256V3L254 4ZM260 5V4H259ZM22 6V7H23ZM152 6V5H151ZM158 6H159V4H158ZM165 6V5H164ZM170 6V5H169ZM187 6V5H186ZM192 6H194V5H192ZM203 6V7H204ZM209 6V5H208ZM208 6L206 7V8H208ZM211 6H213L214 7V5L213 4H211ZM210 6V7H211ZM22 7L20 8V9H22ZM38 7V6H37ZM71 8L72 6L70 5V6H67V8ZM91 8V12L89 13V15H87L86 17H84L83 18V16H85L86 15V10H85V8ZM157 7V6H156ZM189 7V6H188ZM216 7V6H215ZM32 8V7H31ZM39 8V7H38ZM66 8V7H65ZM73 8V7H72ZM73 8V9H74ZM166 8H168V7H166ZM224 8V7H223ZM236 8H238V6L237 7H233L232 9H234V10H236ZM246 8H247V11H246ZM93 9V10H92ZM152 9V8H151ZM159 9V8H158ZM191 9H193V8H191ZM190 9V10H191ZM204 9H205V7H204ZM204 9L202 10V9H200V10H202L201 12H203L204 11ZM210 10H212V8H209ZM208 9V10H209ZM71 10V9H70ZM89 10V9H88ZM198 10V9H197ZM199 10V11H200ZM218 9L216 8V10L215 11H217ZM238 10V9H237ZM237 10H236V12H237ZM62 11V10H61ZM69 11V10H68ZM67 11V12H68ZM126 11V12H127ZM186 11V10H185ZM219 11H220V8H219ZM218 11V13H220ZM230 11V10H229ZM241 11V13L240 14H242L243 12ZM56 12H58V11H56ZM70 12V11H69ZM71 12H72V10H71ZM94 12V11H93ZM95 12H96V10H95ZM94 12V13H95ZM97 12H98V10H97ZM191 12V11H190ZM189 11H188V13H190ZM194 12V11H193ZM21 13V12H20ZM59 13H60V11H59ZM62 13V12H61ZM192 13V12H191ZM194 13H196V12H194ZM200 13V12H199ZM205 13V12H204ZM208 13V12H207ZM207 13H206V15H207ZM218 13H216L218 16H220V18L221 17H224V15L222 14V12L220 13L221 15H219ZM223 13H225V11L223 12ZM234 13H235V11H234ZM248 13H249V11H248ZM248 13L247 14H245V13H243V15H240V16H243L244 18H246L245 17V15H248ZM6 14V13H5ZM16 14H19V11L18 10H16V13H15V15ZM31 14V13H30ZM34 14V13H33ZM32 14V15H33ZM36 14V13H35ZM51 14V13H50ZM54 14V13H53ZM66 14V13H65ZM105 14V13H104ZM209 14V13H208ZM214 12L211 14V16L213 15V17H214V15H216ZM231 14V13H230ZM245 14V15H244ZM250 14H252L251 12H250ZM21 15H23V14H21ZM26 15V14H25ZM28 15V14H27ZM55 15H57V13L55 14ZM54 15V16H55ZM59 15V14H58ZM77 15V16H76ZM101 15H103V14H101ZM189 15V14H188ZM192 15H194L193 17H195V18H197L198 19V17H197V15H195V14H190V17L192 16ZM200 15V14H199ZM204 15V14H203ZM237 16H238V14H236ZM253 15H255V14H253ZM52 16V15H51ZM60 16H61V14H60ZM69 16H71V15H69ZM73 16V15H72ZM100 16V15H99ZM127 16V15H126ZM159 16V15H158ZM157 16V17H158ZM202 16V15H201ZM227 16V15H226ZM228 16H230V15H228ZM234 16V15H233ZM256 16V15H255ZM29 17V16H28ZM27 17V18H28ZM34 17H36L35 15H34ZM48 17H50V16H48ZM55 17H57V16H55ZM98 17V16H97ZM105 17V16H104ZM104 17H103V19H104ZM107 17V16H106ZM105 17V18H106ZM151 17V18H150ZM192 17V18H193ZM200 17V16H199ZM204 17V16H203ZM236 17V16H235ZM243 17H240L239 19V21H240V25H238V26H240L241 27V24H243V23H246V22H248V24L249 23H252V22H250L249 20L247 21V19L250 17V16H247L248 18L247 19H245L244 20V22H243ZM254 17V16H253ZM15 18H16V16H15ZM32 18V17H31ZM38 18V17H37ZM51 18V17H50ZM58 18H59V16H58ZM99 19L101 18L102 19V17H98ZM234 18V17H233ZM255 18V17H254ZM254 18H252V17H250L249 19H252V20H254ZM52 19H54L53 17H52ZM190 19V21H192V20H194V18L193 19H191V18H189ZM188 18H187V20H189ZM200 19V18H199ZM214 19H216L217 20V18L215 17ZM214 19H211V18H209V21L210 20H214ZM222 19V18H221ZM225 19V18H224ZM242 19V20H241ZM10 20V19H9ZM8 20V21H9ZM201 20V19H200ZM228 20V19H227ZM231 20H233V19H229V21H231ZM7 21V20H6ZM10 21H12V20H10ZM15 21V20H14ZM20 21H21V18H20ZM32 21V20H31ZM57 21H59V20H57ZM102 21V20H101ZM198 21V20H197ZM196 21V23H199V21L197 22ZM218 21H219V19H218ZM222 21V20H221ZM226 20H224L223 22H225ZM236 21V20H235ZM23 22H24V19H23ZM36 22H38V20L36 21ZM41 22V21H40ZM70 22V23H69ZM98 22V21H97ZM105 22V21H104ZM195 22V21H194ZM207 22V21H206ZM205 22V23H206ZM212 22V21H211ZM220 22V21H219ZM228 22V21H227ZM242 22V23H241ZM12 23V22H11ZM22 23V22H21ZM28 23H29V21H28ZM33 23V21L31 22V24ZM42 23H43V21H42ZM92 23V22H91ZM100 23V22H99ZM200 23H201V21H200ZM199 23V24H200ZM215 23V22H214ZM229 23V22H228ZM40 24V23H39ZM38 24V25H39ZM47 24H48V22H47ZM53 25L54 24H57V22L56 23H52ZM52 24H50L49 23V25H52ZM71 24H73V25H71ZM98 24V23H97ZM105 25L107 24V23H104ZM195 24V23H194ZM213 24V23H212ZM220 24V23H219ZM225 24V23H224ZM247 23H246V25H242L243 27H244V29L243 30H246L249 26H247L248 25ZM25 25V24H24ZM23 25V26H24ZM37 25V26H38ZM45 24H43V26H44ZM48 25V26H49ZM77 25L79 26V27H77ZM96 25V24H95ZM201 25V24H200ZM202 25H205L206 26V24H202ZM232 25V24H231ZM28 25H26V27H27ZM34 26H35V22H34ZM56 26H58V25H56ZM56 26H51L52 28H56ZM93 26V28H95L94 27V25H92ZM92 26H91V28H92ZM173 26V25H172ZM195 27H196V25H194ZM193 25L191 26L192 28L194 27ZM215 26H218V24L217 25H215ZM224 26V25H223ZM227 27H228V25H226ZM235 26V25H234ZM234 26H231V28L233 27V29L232 30H234L236 27H234ZM246 26H247V28H246ZM31 27H32V25H31ZM50 27V26H49ZM108 27V26H107ZM110 27V26H109ZM169 27V26H168ZM167 27V28H168ZM202 27V26H201ZM214 26H212L211 28H213ZM218 27H220V26H218ZM226 27V28H227ZM19 28V27H18ZM28 28V27H27ZM30 28V27H29ZM35 28V27H34ZM52 28H50V29H52ZM91 28H89V30L91 29ZM92 28V29H93ZM97 29H99V28H101V26L98 28V25H97V27H96ZM103 28V27H102ZM207 28H209V27H207ZM217 28V27H216ZM226 28H225V30H226ZM246 28V29H245ZM31 29V28H30ZM39 29V28H38ZM57 29V28H56ZM91 29V30H92ZM97 29H93L94 31L96 30L97 32H99ZM103 29H105V28H103ZM103 29H101V30H103ZM111 29V28H110ZM113 29V28H112ZM195 29L196 28H194V30H192V31H195ZM214 29V28H213ZM212 29V30H213ZM222 29H224L222 26H221V29L219 28V30H222ZM230 29V28H229ZM238 29V28H237ZM240 29V28H239ZM238 29V30H239ZM28 30V29H27ZM42 30V29H41ZM58 30H55L54 32H56V31H58ZM59 30V31H60ZM79 30H81V31H79ZM86 30H88V29H86ZM92 30V32H94ZM177 30V29H176ZM190 30V31H191ZM198 30V29H197ZM197 30H196V32H197ZM200 30V29H199ZM209 30H211V29H209ZM219 30L217 29V31H218V33H219ZM232 30L230 31V32H232ZM241 30V29H240ZM236 31V29L234 30L235 32H234V34L236 33V36H238L240 33L239 32H241V31ZM30 31V30H29ZM50 31H52V30H50ZM69 31V30H68ZM96 31L94 32L95 34H96ZM189 31V30H188ZM187 31V32H188ZM227 31V30H226ZM226 31H221L222 33H225L223 36H225L226 34H227V32ZM35 32V31H34ZM36 32H38V30L36 31ZM89 32V31H88ZM88 32H87V34H88ZM101 32V31H100ZM104 32V31H103ZM169 32V34H170V30L168 31ZM186 32V33H187ZM200 32V31H199ZM203 32V31H202ZM202 32H200L201 34V36H202V38H204L203 37V33ZM206 32V31H205ZM247 32H248V30H247ZM30 33H32V32H30ZM30 33H29V35H30ZM39 33V32H38ZM46 33V32H45ZM106 33V32H105ZM110 33V32H109ZM189 33H191V32H189ZM194 33V32H193ZM193 33H192V35H191V37L189 38H187V39H190V40H187V41H189V42H191L193 39H192V36L194 37L195 35L197 36V34H198V32L197 33H195V35H193ZM216 33V32H215ZM218 33H216V34H218ZM233 33V32H232ZM232 33H231V35H232ZM239 33V34H238ZM243 33H245V32H243ZM28 34V33H27ZM27 34H26V36H27ZM35 34V33H34ZM33 34V35H34ZM40 34V33H39ZM44 34V33H43ZM55 34H57V32L55 33ZM60 34V33H59ZM64 34V33H63ZM72 34V33H71ZM70 34V35H71ZM86 34V33H85ZM84 34V35H85ZM86 34V35H87ZM101 34V33H100ZM110 34H112V33H110ZM171 34H172V32H171ZM170 34V35H171ZM204 34H206V33H204ZM209 34V36H210V32L208 33ZM238 34V35H237ZM54 35V34H53ZM67 35V34H66ZM90 35V34H89ZM97 35V34H96ZM105 35H108V34H105ZM185 35H187V34H185ZM185 35H184V37H185ZM220 36V34H218V36H220V39L221 40H219V41H223V40H225V38H223V36ZM230 35V36H231ZM245 35H246V33H245ZM244 35V36H245ZM37 36V35H36ZM39 36H41V35H39ZM56 36V35H55ZM65 36V35H64ZM73 36V35H72ZM80 36V35H79ZM195 36V37H196ZM206 36V35H205ZM208 36V37H209ZM212 36V35H211ZM215 36V35H214ZM228 37H230L229 35H227ZM48 37H49V35L47 34L46 35V38L48 39ZM67 37V36H66ZM84 37V36H83ZM88 37V36H87ZM89 37H91V36H89ZM107 37H109V36H107ZM110 37H112V36H110ZM178 37H180V36H178ZM178 37H177V39H178ZM183 37V36H182ZM223 39H222V38ZM238 37H240V35L238 36ZM246 37V36H245ZM54 38V37H53ZM53 38L50 40V37H49V40H48V42L50 41H52L53 43H54V45H55V43H57V39H58V37H55V41L53 40ZM68 38V37H67ZM70 38H71V36H70ZM77 38V37H76ZM91 38H95V39H97L95 36H93V37H91ZM99 38V37H98ZM105 36H104V40H105ZM113 38L114 37H112V39L111 40H113ZM199 38V37H198ZM210 38V37H209ZM215 38H219V37H216L215 36ZM231 38H232V36H231ZM116 39V38H115ZM181 39V38H180ZM192 39V40H191ZM206 39H207V37H206ZM233 39V38H232ZM245 39V41H246V38H243V40ZM251 39V38H250ZM59 40H60V37H59ZM62 40V39H61ZM64 41L66 40V39H63ZM72 40H74V37H73V39ZM72 40H70V41H72ZM87 41H88V39H86ZM86 40H84V41H86ZM98 40V39H97ZM107 40V39H106ZM197 40V39H196ZM201 40V39H200ZM210 40H212V39H210ZM210 40H207V41H209L210 42ZM237 40V39H236ZM242 40V37H241V41H243ZM248 40H249V38H248ZM83 41V40H82ZM81 41V42H82ZM114 41V40H113ZM112 41V42H113ZM183 41V40H182ZM181 41V42H182ZM186 41V39L184 40V42H187ZM195 41V40H194ZM199 41V40H198ZM207 41H204V39H203V42H206L207 43ZM215 41H217L216 39H215ZM215 41H214V43H215ZM233 41V40H232ZM234 41H235V39H234ZM239 41H240V39H239ZM251 41V40H250ZM60 42L61 41H59L57 44H60ZM74 42V41H73ZM95 42V41H94ZM96 42H99V40L98 41H96ZM108 42H110V41H108ZM184 43L185 45H187V44H191L192 45V42L191 43ZM208 42V43H209ZM225 42H230V38H229V41H227V40H225ZM72 43V42H71ZM85 43H87V42H85ZM100 43V42H99ZM111 43V42H110ZM197 43V42H196ZM195 43V44H196ZM206 43L204 44V45H206ZM214 43H213V45H214ZM223 42H218V44H222ZM244 43V42H243ZM63 44H65V46L64 45H61L60 47H62L63 46V48L65 47L66 48V45L68 44H66V43H64L63 42ZM70 44V43H69ZM69 44H68V46H69ZM75 44V43H74ZM77 44V46H76V48L78 47V44H80V42L79 43H76ZM96 44V43H95ZM194 44V43H193ZM215 44H217V43H215ZM225 44V43H224ZM222 45L223 47L225 46V45ZM230 44V43H229ZM229 44H226V47H227V45H229ZM235 44V43H234ZM47 45V44H46ZM50 45V44H49ZM48 45V46H49ZM53 44H51V46H52ZM72 45V44H71ZM84 45V44H83ZM97 45V44H96ZM185 45H183V46H185ZM209 45H212L211 43L209 44ZM220 45H216V48L217 49H221V46ZM74 46V45H73ZM93 46H94V44H93ZM107 46V45H106ZM109 46V45H108ZM189 46V45H188ZM193 46V45H192ZM191 46V47H192ZM218 46H220V48H218ZM50 47V46H49ZM48 47V48H49ZM70 47V46H69ZM68 47V48H69ZM190 47V46H189ZM194 47V46H193ZM195 47H196V45H195ZM204 47V46H203ZM202 47V48H203ZM207 47H208V45H207ZM211 47H213V46H211ZM226 47H224V49L223 50H225V48ZM229 47V46H228ZM227 47V48H228ZM230 47H231V44H230ZM47 48V49H48ZM64 48V49H65ZM74 48H75V46H74ZM82 48V47H81ZM98 48V47H97ZM104 48V47H103ZM137 48H138V46H137ZM187 48V47H186ZM202 48H200L201 50H202ZM215 48V49H216ZM232 48V47H231ZM87 49V48H86ZM91 49V48H90ZM96 49V48H95ZM112 50V47L111 48H109V51L111 52V50ZM127 49V48H126ZM132 49V48H131ZM133 49H135L134 48V46H133ZM132 49V50H133ZM141 49V48H140ZM196 49V48H195ZM197 49H199V48H197ZM205 50H206V48H204ZM48 50H51L52 51V53H50V54H52V63H53V65H54V68L56 69V72L54 73L55 74V77L56 78H58L57 80V82L56 83H54L53 84V86L54 87H48L44 82H43V78H41V76L39 77V78H41V80H36V81H33L32 83H34V85H37V84H39V85H42V87L43 88H47V89H49V91L51 90V89H56V91H57V93L59 94V95H62V90H63V92L65 91V89H66V87L65 86H63V85H61L63 82H62V79L63 78H61L60 77V73H59V67L60 66H64V67H66L68 70H69V72L70 73H67L68 74V80L70 81V80H72L73 78L74 79H77V81L79 82V81H81V82H86V83H82V85H83V88L85 87H87L86 86V84L88 83V78H86V76H82V75H78L77 73L78 72H75L74 71V69H70L72 66H68V64H67V60H68V58L70 57H68V55L71 53L70 51H67V49H66V51L65 52H63V54L62 53H60V50L58 51V50H56V48H54V47H52V49H48ZM69 50V49H68ZM72 50V49H71ZM77 50V49H76ZM85 49H83V50H81V51H84ZM93 50V49H92ZM114 50V49H113ZM113 50H112V52H113ZM116 50V49H115ZM128 50V49H127ZM142 50H144V49H142ZM189 50H191L190 52H189ZM208 50H209V48H208ZM211 50H213V49H211ZM222 50V51H223ZM228 50V51H227ZM50 51V52H51ZM62 51H63V49H62ZM74 51V53L76 52L77 53V51H75L74 49L72 50V52ZM80 51V52H81ZM129 51H131V50H129ZM128 51V52H129ZM134 51V50H133ZM136 51H139L138 49L136 50ZM136 51H134L135 53H136ZM196 51H198V50H196ZM200 51V50H199ZM226 51H227V53L229 52V48L228 49H226ZM225 51V52H226ZM79 52V51H78ZM96 52V51H95ZM116 52V51H115ZM115 52H113V54H112V56H113V58L114 57H116V56H118L119 55V53H121V52H119L118 54H117V52L115 53ZM202 52H203V50H202ZM204 52H206V51H204ZM209 52V51H208ZM207 52V53H208ZM213 52H215V51H213ZM224 52V51H223ZM224 52V53H225ZM233 52V51H232ZM28 53V52H27ZM94 53V52H93ZM127 53V52H126ZM130 54L132 53V51L131 52H129ZM135 53H133V55H135ZM138 53V52H137ZM142 53H144L143 51H142ZM191 53V54H190ZM207 53H205V54H207ZM224 53H222V54H224ZM230 53V52H229ZM78 55H79V53H77ZM76 54V55H77ZM195 54H199V53H195ZM202 54H204V53H202ZM210 54H212V55H210ZM210 56H212V57H214L213 55H214V53H212L211 51H210ZM216 54H218L219 55V57H220V54L221 53H216ZM215 54V55H216ZM55 55V56H54ZM75 54H72V59L71 60H69L71 63H73L74 65H76L75 63H76V61H75V58H74V56H76ZM91 55V54H90ZM111 55V54H110ZM125 56H126V54H124ZM123 55V56H124ZM128 55V54H127ZM142 57H144V55L145 54H140ZM229 55L230 54H228V55H224L225 57H223L224 58V60H225V58L226 57H229ZM233 55V54H232ZM231 55V56H232ZM120 56V55H119ZM129 56V55H128ZM127 56V57H128ZM208 55H206V57H207ZM217 56V55H216ZM215 56V57H216ZM91 57H92V55H91ZM94 57V56H93ZM96 57V56H95ZM108 57H109V54H108ZM111 57V56H110ZM134 57H136V56H134ZM140 57V56H139ZM141 57V58H142ZM200 57H201V55H200ZM199 57V58H200ZM209 57V56H208ZM222 57L220 58V59H222ZM76 58H78V57H76ZM112 58V57H111ZM118 58V57H117ZM117 58H114V59H112V60H115V62H113L114 64H116L117 63ZM124 58V57H123ZM126 58V57H125ZM124 58V60H128V58L127 59H125ZM132 58H133V56H132ZM137 58V57H136ZM218 58V57H217ZM216 58V59H217ZM83 59V58H82ZM100 59V58H99ZM105 59V58H104ZM108 59V58H107ZM120 59H121V57H120ZM202 59V58H201ZM209 59H210V57H209ZM208 59V61H210V63L211 64H214V62H216L215 60V58H213V59H215L214 61H213V59H210L209 60ZM219 59V58H218ZM219 59V60H220ZM228 59V58H227ZM77 60V59H76ZM81 60V59H80ZM88 60V59H87ZM102 60V59H101ZM100 60V61H101ZM111 60V61H112ZM122 61L121 63H123V62H125V61ZM42 62H43V60H41ZM129 62H130V58H129V60H128ZM149 61V60H148ZM202 61V60H201ZM212 61V62H211ZM41 62V63H42ZM50 62V61H49ZM78 62V61H77ZM83 63H85L84 61H82ZM81 62V63H82ZM98 62V61H97ZM102 62V61H101ZM120 62V61H119ZM133 62V61H132ZM218 62V61H217ZM222 62H223V60H222ZM230 62V61H229ZM23 63H25V61L23 62ZM86 63H87V61H86ZM95 63V62H94ZM112 63V62H111ZM121 63H119L120 64V67H122V64ZM131 63V62H130ZM145 63V62H144ZM220 63H221V60H220ZM32 64V63H31ZM36 64H37V62H36ZM35 64V65H36ZM47 65H48V63H46ZM77 64H80L79 62L77 63ZM102 64V63H101ZM105 64V63H104ZM104 64H102V65H104ZM118 64V63H117ZM116 64V65H117ZM125 64V63H124ZM124 64H123V66H124ZM228 64V66H227V69H229L231 66H230V64H232L231 62L230 63H227ZM51 65V64H50ZM88 65H92V64H88ZM95 65V64H94ZM126 65V64H125ZM217 64L215 63V66H216ZM220 65V64H219ZM224 65V64H223ZM33 66V65H32ZM39 66V65H38ZM41 66V65H40ZM43 66V65H42ZM80 66V65H79ZM90 66H89V68H90ZM127 66V65H126ZM129 66H130V64H129ZM206 66V67H205ZM230 66V67H229ZM30 68H31V65L29 66ZM35 67H37V66H35ZM74 67V66H73ZM78 67V66H77ZM76 67V68H77ZM80 67H82V66H80ZM93 65H92V70H93V72H95L94 71V69H93ZM98 67H100V66H98ZM102 67V69L104 68V71H105V69H107V67L106 66H101ZM110 66L108 65V69H110L109 68ZM118 67H119V65H118ZM117 67V68H118ZM128 67V66H127ZM139 67H141V66H139ZM216 67H218V65L216 66ZM222 67V66H221ZM221 67H220V69H221ZM40 68V67H39ZM42 68V67H41ZM47 68V67H46ZM46 68L44 69V70H46ZM52 67L50 66V69H51ZM63 68V67H62ZM61 68V69H62ZM75 68V67H74ZM89 68H87V69H89ZM95 68V67H94ZM97 68V67H96ZM95 68V69H96ZM112 68H114V66L112 67ZM144 68V67H143ZM225 69V70H227L226 69V66L225 67H222V69ZM37 69V68H36ZM50 69L47 71V72H49V73H51V71H50ZM60 69V70H61ZM78 69V68H77ZM90 69V70H91ZM98 69V68H97ZM101 68H99V70H100ZM101 69V70H102ZM107 69V70H108ZM119 69V68H118ZM147 69V68H146ZM216 69H218V68H215V70ZM221 69V70H222ZM232 69H233V66H232ZM53 70V69H52ZM80 70V72L82 73V70L81 69H79ZM91 70V71H92ZM100 70V73L101 72H103V71H101ZM113 70V69H112ZM121 70V69H120ZM151 70V69H150ZM234 71H235V69H233ZM237 70H239V68L237 69ZM236 70V72H238ZM42 71H43V69H42ZM65 71V70H64ZM84 71V70H83ZM87 71V70H86ZM86 71H84L83 73H85ZM108 71H110V70H108ZM118 71V70H117ZM152 71V70H151ZM150 71V72H151ZM46 71H45V74L47 73ZM63 72V71H62ZM111 72V71H110ZM110 72H109V74H110ZM114 72V71H113ZM119 72V71H118ZM154 72V71H153ZM211 72V71H210ZM218 72H219V69H218ZM232 72V71H231ZM52 73H53V71H52ZM88 73H90V72H88ZM87 73V74H88ZM106 73H107V71H106ZM120 73V72H119ZM125 73V72H124ZM126 73H128V71L126 72ZM130 73V72H129ZM156 73V74H157ZM160 73H162V74H160ZM214 73V74H213ZM217 73V72H216ZM220 73V72H219ZM222 73V72H221ZM225 73V72H224ZM228 73V72H227ZM235 72H232V74H233V77H234V75H236L238 78H239V72H238V74H234ZM48 74V73H47ZM77 74V75H76ZM91 74H93L92 72H91ZM95 74H97V73H95ZM99 74V73H98ZM108 74V73H107ZM107 74H104V75H107ZM108 74V75H109ZM112 74V73H111ZM116 74V73H115ZM121 74V73H120ZM132 74V73H131ZM136 74V73H135ZM147 74V73H146ZM156 74L154 73L153 74V76L155 75V78H156ZM231 73L229 74H225V76H227L228 77V75H229V77L231 78V80H232V77L230 76V75H232ZM42 75V74H41ZM49 75V74H48ZM74 75H75V77H74ZM102 75V74H101ZM107 75V76H108ZM113 75V74H112ZM122 75V74H121ZM125 75V74H124ZM140 75V74H139ZM145 75V74H144ZM45 76V75H44ZM52 76V75H51ZM61 76H63V77H65V73H64V75H61ZM91 76V75H90ZM119 77H121L120 75H118ZM126 76V75H125ZM125 76H124V79L126 80V78H125ZM133 76V75H132ZM147 76V75H146ZM221 76V75H220ZM235 76V77H236ZM240 76H242V75H240ZM53 77H54V75H53ZM94 77L95 76H93L91 79H94ZM98 77H101V76H98ZM108 77H110L111 78V76H108ZM118 77V79L119 80H121V79H123V76H122V78H119ZM136 77H137V75H136ZM223 77V79L225 78L224 76H222ZM227 77H226V79H227ZM228 77V78H229ZM233 78V79H235V81L237 80V78ZM243 77V76H242ZM67 78V77H66ZM132 79H133V77H131ZM221 78V77H220ZM219 78V79H220ZM248 78V77H247ZM247 78H246V80H247ZM44 79H45V77H44ZM47 79H48V77H47ZM50 79V78H49ZM54 79V78H53ZM52 78H51V80H53ZM65 79V78H64ZM105 79V78H104ZM109 78H107V80H108ZM112 80H113V78H111ZM114 79L117 81V79H116V77H114ZM123 79V81H125ZM128 79V78H127ZM151 79H152V76H151ZM225 79V80H226ZM239 79H242L241 77L239 78ZM249 79V78H248ZM50 80V81H51ZM55 80V79H54ZM53 80V82H55ZM67 80V81H68ZM101 80V79H100ZM110 80V79H109ZM111 80V81H112ZM118 80V81H119ZM129 80H130V78H129ZM155 80V79H154ZM158 80V79H157ZM224 80V81H225ZM49 81V82H50ZM91 81H93V80H91ZM96 81V80H95ZM102 81H104V80H102ZM111 81H109V82H111ZM116 81H114V82H116ZM117 81V82H118ZM135 81V80H134ZM228 81H229V79H228ZM240 81H242V80H240ZM248 81V80H247ZM52 82V83H53ZM71 82V81H70ZM73 82V81H72ZM71 82V83H72ZM106 83H108L107 81H105ZM113 82V84H115ZM121 82V81H120ZM137 82V81H136ZM152 82H153V80H152ZM151 82V83H152ZM219 82H221V81H219ZM248 82H250V79H249V81ZM4 83L6 84V83H8V81H4ZM4 83H3V85H4ZM51 83V84H52ZM94 83V82H93ZM105 83V84H106ZM122 84L124 83V82H121ZM120 83V84H121ZM125 83H126V81H125ZM132 83H135V82H132ZM159 83V82H158ZM222 83V82H221ZM220 83V84H221ZM230 83H234V82H231L230 81ZM229 83V84H230ZM237 83H238V85H239V82L237 81ZM237 83H234V85H236ZM247 83V82H246ZM250 83H252V82H250ZM74 84H76V83H74ZM79 84V83H78ZM78 84H77V86H78ZM104 84V85H105ZM117 84V83H116ZM120 84H118V85H120ZM146 84V83H145ZM160 84V83H159ZM240 84H242L241 82H240ZM49 85V84H48ZM70 85V84H69ZM73 85V84H72ZM71 85V86H72ZM81 85V86H82ZM89 85H90V83H89ZM96 85H99V84H96ZM96 85H94V86H96ZM103 85V83H102V86H104ZM107 85V84H106ZM110 85V84H109ZM108 85V86H109ZM141 85V84H140ZM158 85V84H157ZM228 85V84H227ZM226 85V86H227ZM231 86H232V84H230ZM238 85H236V87L238 86ZM245 85H247V84H245ZM67 86H68V83H67ZM75 86V85H74ZM80 86V85H79ZM100 86H101V84H100ZM111 86V85H110ZM123 86H124V88H125V86L126 85H124L123 84ZM146 86V85H145ZM154 86V85H153ZM163 86V87H164ZM167 86V87H168ZM229 86V85H228ZM227 86V87H228ZM239 86H240V88H239ZM238 86V88L237 89H239V92H241V94H242V91H240L241 89L244 91L245 89L244 88H242L243 86H244V84H243V86L242 85H239ZM248 86V85H247ZM60 87L61 88H63L62 90H60ZM69 87V86H68ZM117 88L119 87L120 88V86H116ZM121 87H122V85H121ZM147 87V86H146ZM155 87V86H154ZM156 87H158V86H156ZM155 87V88H156ZM160 87H162V85H160ZM236 87H235V89H236ZM245 87V86H244ZM249 87V86H248ZM94 88H96V87H94ZM98 88V87H97ZM112 88V87H111ZM114 89H115V86L113 87ZM224 88H226V87H224ZM234 88V87H233ZM55 89H54V91H55ZM67 89H69V88H67ZM81 89H82V87H81ZM92 89H93V87H92ZM100 89V88H99ZM104 89H106V87L104 88ZM114 89H113V91H114ZM121 89V88H120ZM147 89V88H146ZM165 89H168V88H166L165 87ZM165 89L163 88V90L162 89H159L160 91H161V98H162V96H163V100H164V102H165V96H167L168 97V95L166 94V92L168 91V90H166L165 91ZM230 89V88H229ZM234 89V90H235ZM249 89V88H248ZM247 89V90H248ZM254 89V88H253ZM94 90V89H93ZM107 90V89H106ZM122 90V89H121ZM124 90V89H123ZM135 90H138V89H135ZM134 90V91H135ZM144 90V89H143ZM155 90V89H154ZM156 90H157V88H156ZM169 90V91H170ZM226 90V89H225ZM45 91H47V90H45ZM44 91V92H45ZM53 91V90H52ZM51 91V92H52ZM91 91V90H90ZM96 91V90H95ZM105 91V90H104ZM103 91V92H104ZM110 91V90H109ZM112 91V90H111ZM110 91V92H111ZM127 91V90H126ZM148 91V90H147ZM149 91H150V88H149ZM163 91V92H162ZM226 91H228V90H226ZM33 92L34 93H36V96H37V99H38V102L37 103H41V104H44V102L46 101H44V98H43V96H42V92H39L38 90H36V89H34L33 90ZM67 92V91H66ZM80 92V91H79ZM84 92H85V94H86V89L84 90ZM137 92V91H136ZM156 92V91H155ZM232 92H234L233 90H232ZM236 92V91H235ZM238 91L236 92V93H238V94H240ZM245 92V91H244ZM46 93V92H45ZM45 93H43V94H45ZM48 93L50 94V92H48L47 91V94H45V95H48ZM55 93V92H54ZM65 93V92H64ZM73 93V92H72ZM71 93V94H72ZM76 92H74L73 94H75ZM95 93V92H94ZM114 92H112V94H113ZM116 93V92H115ZM115 93H114V95H115ZM131 93V92H130ZM143 93V92H142ZM141 93V94H142ZM145 93H146V91H145ZM149 93L150 92H148V96L150 97V95H152V94H150L149 95ZM168 93H171V92H168ZM70 94V93H69ZM70 94V95H71ZM72 94V95H73ZM87 94H88V92H87ZM92 94V93H91ZM117 94H118V92H117ZM119 94H121V93H119ZM136 94H139V93H136ZM135 94V95H136ZM140 94V95H141ZM155 94H159V93H154V95ZM159 94V95H160ZM166 94V95H165ZM232 94V93H231ZM235 94V93H234ZM234 94H233V96H234ZM246 94H248V92H246ZM52 95H53V93H52ZM51 95V96H52ZM84 95V94H83ZM97 95V94H96ZM108 95V94H107ZM110 95V94H109ZM126 95V94H125ZM125 95H122L121 94V98H122V96H124L123 98H125ZM128 95H130V94H128ZM144 94H142V96H143ZM157 95H155V97H157ZM159 95H158V97H159ZM55 96V95H54ZM85 96H87V95H85ZM93 96V95H92ZM91 96V97H92ZM95 96V95H94ZM102 96H104L103 95V93H102ZM111 96V95H110ZM120 96V95H119ZM173 96H172V98H173ZM235 96H237V94H235ZM47 97V96H46ZM62 97V96H61ZM78 97V96H77ZM88 97H90V96H88ZM90 97V98H91ZM97 97V96H96ZM96 97L94 98V100L96 99ZM113 98H112V101H115L116 102V99H114V96H112ZM129 97V96H128ZM139 97V96H138ZM152 97V96H151ZM158 97H157V99H158ZM166 97V98H167ZM241 97H242V95H241ZM238 98V97H236V99H242V98ZM66 98H67V96H66ZM80 98H82V97H80ZM79 98V99H80ZM86 98V97H85ZM98 98V101H97V103L99 102V97H97ZM104 98V97H103ZM103 98H101V99H103ZM109 99H111V97H108ZM115 98H116V96H115ZM118 98V97H117ZM122 98V99H123ZM133 98L135 99V96H133ZM133 98H131V99H133ZM146 98V97H145ZM148 98V97H147ZM258 98V97H257ZM50 99H52V98H50ZM59 99V98H58ZM71 99H73L74 100V98H72L71 97ZM70 99V100H71ZM76 96H75V100L74 101H76ZM106 99V98H105ZM114 99V100H113ZM139 99V98H138ZM169 99V98H168ZM56 100V99H55ZM88 100V99H87ZM94 100H92L91 99V101H93L94 103H96ZM140 100H142L143 101V99L140 97ZM150 100V99H149ZM148 100V101H149ZM159 101H161V99H158ZM158 100H156L157 101V103L159 102ZM57 101V100H56ZM58 101H60V99L58 100ZM67 101H69V99L67 100ZM66 101V102H67ZM84 100H82L81 101V99L78 101V102H76V103H79V102H83ZM101 101V100H100ZM112 101H111V103H112ZM123 101V100H122ZM126 100H124V102H125ZM128 101V100H127ZM133 101V100H132ZM151 101V100H150ZM149 101V102H150ZM152 101H154V100H152ZM66 102H64V105H66L65 103ZM108 102V101H107ZM129 102L130 103H132L130 100H129ZM141 102V101H140ZM167 102V101H166ZM168 102H169V100H168ZM247 102V101H246ZM36 103V104H37ZM55 103V102H54ZM75 103V102H74ZM75 103V104H76ZM85 103V102H84ZM100 103V105H102L103 103L102 102H99ZM102 103V104H101ZM109 103V102H108ZM107 103V104H108ZM116 103H119V102H116ZM134 103V102H133ZM133 103H132V105H133ZM160 104H161V102H159ZM158 103V104H159ZM163 103V102H162ZM241 103V102H240ZM243 103V102H242ZM249 104H250V101L248 102ZM247 103V104H248ZM45 104H46V102H45ZM50 105H51V102L49 103ZM68 104V103H67ZM82 104V103H81ZM80 104V105H81ZM91 104V102L89 103V105ZM106 104V105H107ZM128 105H129V103H127ZM127 104H123L124 106L125 105H127ZM135 104V103H134ZM148 104H150V103H148ZM160 104L158 105V108L160 107ZM164 104V103H163ZM163 104H161L162 105V107H163ZM165 104H167L168 105V103H165ZM165 104H164V106H165ZM70 105V104H69ZM100 105L98 106V107H100ZM110 105V104H109ZM108 105V109L110 108V106ZM117 105V104H116ZM123 105H122V107H123ZM127 105V106H128ZM136 105V104H135ZM138 105H139V103H138ZM137 105V106H138ZM145 105H146V103H145ZM252 106L251 107H253L254 105L253 104H251ZM61 106H62V104H61ZM77 106V105H76ZM79 106V105H78ZM84 106V104L82 105V107ZM95 106H96V104H95ZM113 106H115V105H113ZM119 106V105H118ZM126 106V107H127ZM154 106V105H153ZM44 107V106H43ZM45 107H46V105H45ZM44 107V108H45ZM50 107V106H49ZM85 107V106H84ZM86 107H87V104H86ZM89 107V106H88ZM132 107V106H131ZM150 107H151V105H150ZM161 107V108H162ZM167 107V106H166ZM244 107V106H243ZM247 107V106H246ZM46 108H48V107H46ZM71 108H73V107H71ZM80 108V107H79ZM78 108V109H79ZM112 108H114V107H111V109ZM138 108H139V106H138ZM138 108H136L137 109V111H138ZM149 108V107H148ZM153 108V107H152ZM155 108L156 107H154V109H152L153 110V112H154V110H155ZM165 108V107H164ZM169 108V107H168ZM53 109H55V107L53 108ZM53 109H51V107H50V110L52 111ZM82 110H83V108H81ZM87 109V108H86ZM101 109H104V108H101ZM115 109V108H114ZM119 109H121L120 107H119ZM124 109H126V108H124ZM124 109L122 108L121 110H123L124 111ZM133 109H134V107H133ZM135 109V110H136ZM139 109H141V108H139ZM160 109V108H159ZM248 110L249 109H251L250 108V105H249V107L247 108ZM252 109H254V107L252 108ZM251 109V110H252ZM59 110V109H58ZM61 110V109H60ZM81 110V111H82ZM99 110V109H98ZM105 110V109H104ZM121 110H119V111H121ZM127 110V109H126ZM125 110V111H126ZM129 110H130V107H129ZM256 110V108L252 111V113H255V112H257V110ZM73 111V110H72ZM76 111V110H75ZM74 111V112H75ZM79 111V110H78ZM80 111V112H81ZM88 111H89V109H88ZM87 111V112H88ZM93 111H95V110H93ZM97 111V110H96ZM100 111V110H99ZM110 111V110H109ZM109 111H107V113L109 114ZM118 110H116V112H117ZM118 111V112H119ZM147 111H148V109H147ZM162 111H164L163 109H162ZM170 111H172V109L170 110ZM169 111V112H170ZM255 111V112H254ZM83 112V111H82ZM86 112V114H89V113H87ZM91 112V111H90ZM102 112V111H101ZM135 112V111H134ZM133 111H132V113H134ZM149 112V111H148ZM147 112V113H148ZM153 112H151V113H153ZM168 112V113H169ZM246 112V111H245ZM69 113V112H68ZM67 113V114H68ZM85 113V112H84ZM84 113H82V114H84ZM94 113V112H93ZM112 113V112H111ZM110 113V115H112ZM135 113H137V112H135ZM143 114H144V111L142 112ZM156 113H158V112H156ZM163 113V112H162ZM172 112H170V114H171ZM48 114V113H47ZM78 114V113H77ZM80 114V113H79ZM103 114V113H102ZM166 114V113H165ZM261 114H262V112H261ZM65 115V114H64ZM90 115V114H89ZM88 115V116H89ZM92 115V114H91ZM90 115V116H91ZM98 115V114H97ZM154 115V113L151 115V116H153ZM162 115V114H161ZM172 115V114H171ZM75 116V115H74ZM83 116V115H82ZM81 116V117H82ZM86 117H87V115H85ZM98 116H100V113H99V115ZM117 116V115H116ZM126 116H128V115H126ZM135 116V115H134ZM139 116V115H138ZM138 116H136V117H138ZM141 116H142V114H141ZM258 116H259V114H258ZM257 115H256V118L258 117ZM261 116V115H260ZM80 117V116H79ZM79 117H77V118H79ZM91 117H93V116H91ZM103 117V116H102ZM115 117V116H114ZM122 117V116H121ZM120 117V118H121ZM124 117V116H123ZM129 117V116H128ZM127 117V118H128ZM131 117V116H130ZM148 117H149V115H148ZM156 117V116H155ZM154 117V118H155ZM165 117V116H164ZM170 117H172V116H170ZM67 118V117H66ZM96 118V117H95ZM116 118V117H115ZM126 118V117H125ZM150 118V117H149ZM157 118V117H156ZM169 118V117H168ZM253 118V117H252ZM261 118V117H260ZM262 118H263V116H262ZM84 119H87V118H84ZM89 119H90V117H89ZM94 119V118H93ZM104 119V118H103ZM111 119H113V118H111ZM122 119V118H121ZM142 119V118H141ZM152 119H153V117H152ZM151 119V120H152ZM163 119V118H162ZM165 119V118H164ZM175 119V118H174ZM88 120V119H87ZM108 120V119H107ZM120 120V119H119ZM123 120H124V118H123ZM128 120H131V121H133L132 119H128ZM256 120V119H255ZM258 120V119H257ZM261 120V119H260ZM85 121V120H84ZM83 121V122H84ZM115 121V120H114ZM131 121H128V122H131ZM136 121V120H135ZM134 121V122H135ZM138 121H139V118H138ZM141 121V120H140ZM139 121V122H140ZM162 121V120H161ZM166 121H168L167 123H169V120H166L165 119V121H164V126H166V125H169V124H166ZM124 122V121H123ZM122 122V123H123ZM125 122H126V120H125ZM133 122V123H134ZM137 122V121H136ZM152 122H154L153 120H152ZM163 122V121H162ZM260 122V121H259ZM93 123V122H92ZM110 123H111V121H110ZM112 123H113V121H112ZM121 124V122L119 121L118 122V124ZM138 123V122H137ZM156 123V122H155ZM158 123V122H157ZM172 123V122H171ZM88 124V123H87ZM114 124H116V123H114ZM135 124V123H134ZM134 124H133V126H134ZM152 124H154V123H152ZM166 124V125H165ZM173 124H174V122H173ZM131 125V124H130ZM138 125H139V123H138ZM145 125H146V123H145ZM154 125H157V124H154ZM261 125V124H260ZM106 126V125H105ZM108 126H110V125H108ZM119 126V125H118ZM118 126H112L114 129L115 128H117ZM121 126V125H120ZM160 126H161V123H160ZM171 126H172V124H171ZM170 126V127H171ZM174 126V125H173ZM111 127V126H110ZM123 127V126H122ZM125 127V126H124ZM129 127V126H128ZM136 127H138V126H136ZM156 127V126H155ZM167 127V126H166ZM113 128H111L112 130H113ZM157 128V127H156ZM155 128V129H156ZM105 129V128H104ZM106 129H109V128H106ZM119 129V127L117 128V129H115V130H118ZM125 129H127V128H125ZM131 129V128H130ZM145 129V128H144ZM144 129L142 130V129H140V131L142 130V131H144ZM159 129V128H158ZM170 129V128H169ZM168 129V130H169ZM173 129V128H172ZM174 129H175V127H174ZM120 130H121V127H120ZM124 130V128L122 129V131ZM128 130V129H127ZM135 130V129H134ZM146 130V129H145ZM149 130V129H148ZM148 130H146L147 132H148ZM166 130V129H165ZM100 131V130H99ZM111 131V130H110ZM109 131V132H110ZM129 131V130H128ZM131 131V130H130ZM141 131V132H142ZM150 131V130H149ZM162 131V130H161ZM171 131H173V130H171ZM87 132V131H86ZM112 132H116V131H112ZM119 132V131H118ZM139 132V130H137L136 131V133L135 132H133V133H128V135H130L131 137H132V135H134L135 136V134H137ZM140 132V133H141ZM145 132V131H144ZM146 132V133H147ZM158 132H160V131H158ZM174 132V133H175ZM71 133V132H70ZM68 134V135H71V134ZM79 133H81V132H79ZM83 133V132H82ZM82 133L81 134H79V135H81L82 136ZM88 133V132H87ZM104 133V132H103ZM113 133V134H114ZM123 133V132H122ZM156 133V132H155ZM167 133V132H166ZM38 134V133H37ZM57 134V133H56ZM112 134V135H113ZM117 135L119 134V133H116ZM149 134H151V133H149ZM169 134H172V133H168V135ZM33 135H34V133H33ZM54 135V134H53ZM73 136L75 135V134H72ZM77 136H78V134H76ZM76 135L74 136L75 137V139L76 138H78V137H76ZM97 135H98V133H97ZM97 135H96V137H97ZM103 135H105V134H103ZM102 135V136H103ZM116 135V136H117ZM127 134H125V136L124 135H120L119 134V136H121L123 139H126V137L128 136ZM139 135H141V134H139ZM145 135V134H144ZM161 137H162V135L161 134H159ZM173 135V134H172ZM171 135V136H172ZM42 136V135H41ZM45 136H47V135H45ZM57 137L56 139L54 138V137ZM64 136H65V134H64ZM67 136V135H66ZM101 136V137H102ZM115 136V135H114ZM115 136V137H116ZM118 136V137H119ZM142 136H143V134H142ZM141 136V137H142ZM170 136V137H171ZM54 137L52 136V138L53 139H55V140H61V141H64L63 143H66V142H68V141H66L65 139L63 140L62 138L63 137H61L60 138V136L59 135H54ZM71 137V136H70ZM136 137H138V135L136 136ZM136 137H134V138H136ZM146 137V136H145ZM161 137H159L160 138V140L162 139V138H167V135L165 136V135H163V137L161 138ZM169 137V136H168ZM38 138H40V137H38ZM98 138V137H97ZM105 138V137H104ZM107 138L109 139L110 138V136H107ZM106 138V139H107ZM121 138V139H122ZM151 138V137H150ZM155 138V137H154ZM158 138V137H157ZM173 138H174V136H173ZM172 137H171V139H173ZM42 139V138H41ZM41 139H40V141H41ZM71 139H72V137H71ZM94 139H95V137H94ZM99 139V138H98ZM102 139V138H101ZM115 139H117V138H115ZM114 139V141H112L111 140V138H110V140H111V143L114 145V143L113 142H116V140ZM119 139V138H118ZM133 139V138H132ZM168 139V138H167ZM78 140V139H77ZM90 140H92V139H90ZM120 140V139H119ZM157 140V139H156ZM166 140V139H165ZM45 141H47V140H45ZM61 141H58V142H61ZM66 141V142H65ZM80 141V140H79ZM83 141V140H82ZM95 141V140H94ZM103 141V140H102ZM109 141V140H108ZM122 141V140H121ZM137 142L138 141H140V140H136ZM158 142H159V140H157ZM169 141V140H168ZM44 142V141H43ZM49 142V141H48ZM47 142V143H48ZM50 142H52V140L50 141ZM50 142H49V144H50ZM55 142V141H54ZM71 141H69L68 143H70ZM98 142H99V140H98ZM101 142V141H100ZM99 142V143H100ZM125 142H126V140H125ZM152 142H154V141H152ZM170 142V141H169ZM42 143V142H41ZM73 143V142H72ZM71 143V144H72ZM75 143V142H74ZM81 143V142H80ZM84 143V142H83ZM95 143V142H94ZM105 143H107V142H105ZM110 142L108 143L109 145L111 144ZM120 142H118L117 141V144H115V146H114V148H111L112 150H118L117 148V146H120V145H122V144H119ZM141 143V142H140ZM140 143H138L139 145H140ZM143 143V142H142ZM141 143V144H142ZM145 143V142H144ZM164 142H162L161 144H163ZM165 143H166V141H165ZM168 143V142H167ZM174 143H176L175 142V139H174ZM48 144V145H49ZM56 144L57 143H55V144H53V145H55L56 146ZM78 144V143H77ZM103 144H104V141H103ZM112 144L110 145V146H112ZM119 144V145H118ZM134 145V147L136 148L137 146H135V144L136 143H133ZM156 144H158L157 142L156 143H154V146H157ZM172 144V143H171ZM171 144H168V147L171 145ZM47 145V144H46ZM45 145V146H46ZM60 145V144H59ZM76 144H74L73 146H75ZM105 145V148H106V146H107V149L108 148H110V146H108L107 144H104ZM137 145V144H136ZM166 144H164L163 146H165ZM39 146V145H38ZM43 146V145H42ZM71 146V145H70ZM72 146V147H73ZM98 146H100V145H98ZM102 146V145H101ZM131 145H129L128 147H130ZM163 146H158L157 148L159 149V147H163ZM176 146V145H175ZM35 147V146H34ZM53 147V149H54V146H52ZM59 147V146H58ZM63 147V146H62ZM113 147V146H112ZM121 147V146H120ZM119 147V149H121ZM132 147V146H131ZM173 147V146H172ZM40 148H42V147H40ZM50 148V147H49ZM55 148H57V147H55ZM74 148V147H73ZM127 148V147H126ZM138 148V147H137ZM156 148V147H155ZM174 148V147H173ZM33 149V148H32ZM35 149V148H34ZM60 149H62V148H60ZM102 149H103V151H104V148L102 147ZM106 149V150H107ZM130 149V148H129ZM129 149L127 150V149H125V151H129ZM164 149V148H163ZM166 149V148H165ZM169 149V148H168ZM172 149V148H171ZM37 150H38V147H37ZM45 150V149H44ZM112 150H110V151H108V152H105V155H106V153H108L109 155L111 154V153H109V152H111ZM162 150V149H161ZM34 151H36V149L34 150ZM42 151V150H41ZM97 151H99V150H97ZM97 151H94V152H97ZM102 151V150H101ZM115 151H113V154L115 153ZM119 151V150H118ZM165 151V150H164ZM166 151H168V150H166ZM165 151V152H166ZM171 151H173V150H171ZM179 150H177V152H178ZM117 152V151H116ZM124 151H122V153H123ZM33 153V152H32ZM32 153H30V154H32ZM37 152H35V154H36ZM39 153V152H38ZM118 153V152H117ZM159 153V152H158ZM157 153V154H158ZM180 153H179V155H180ZM107 154V155H108ZM112 154V155H113ZM116 154V153H115ZM120 154H121V152H120ZM161 154H162V152H161ZM168 154H170L169 152H168ZM167 154V155H168ZM38 155V154H37ZM40 155V154H39ZM93 155V154H92ZM98 155V154H97ZM108 155V156H109ZM179 155H177V156H175V157H178ZM33 156H34V154H33ZM41 156V155H40ZM99 156H100V154H99ZM107 156V157H108ZM119 156V155H118ZM123 156V155H122ZM155 156H159V155H155ZM160 156H162V155H160ZM34 157H36V156H34ZM76 157V156H75ZM89 157V156H88ZM94 157V155L92 156V158ZM95 157H97V156H95ZM107 157H106V161H102V165H104V162L106 163V162H108L107 161ZM111 157H114V156H110L109 158V161H111L113 158H111ZM120 157V156H119ZM126 157V156H125ZM175 157H172L171 158V156L169 155V158H171V159H173V158H175ZM42 158V157H41ZM91 158V157H90ZM103 158V157H102ZM159 158V157H158ZM160 158H162V157H160ZM158 159V160H163V159H165L166 158V156H165V158H162V159ZM167 158H168V156H167ZM166 158V159H167ZM168 158V159H169ZM179 158V157H178ZM177 158V159H178ZM181 158H180V160H181ZM32 159V158H31ZM77 161H79V164H80V162L83 164V166L85 167V168H89L92 164H91V160H86V161H80L81 160V157L80 156H77V158H75ZM86 159H88V158H86ZM96 159V158H95ZM94 159V160H95ZM104 159H105V157H104ZM114 159H116V157L114 158ZM165 159V160H166ZM84 160H85V158H84ZM123 160V159H122ZM38 161V160H37ZM39 161H40V159H39ZM38 161V162H39ZM43 161V160H42ZM91 161V162H90ZM98 161H100V160H98ZM114 161V160H113ZM174 162V164H173V162ZM171 162L172 163H170L169 162V160H168V162H166V166H165V169H163L164 170V173L163 172H160L159 174H158V179L157 180H161V181H167L169 184H170V186H169V188H171L169 191H170V194L169 195H171V194H174V192H175V189H176V183L177 182H179V181H177L176 180V178H175V175H177V174H174V172L175 171H173L172 170V168H173V165H175L176 164V166H177V168L179 167V165L181 164V161H180V164L178 165L177 164V162L175 163V161L174 160H172ZM179 161V160H178ZM37 162V163H38ZM63 162V161H62ZM182 162V163H183ZM61 163V162H60ZM163 163H164V161H163ZM179 163V162H178ZM42 164V163H41ZM58 164V163H57ZM62 164V163H61ZM63 164H64V162H63ZM111 164V163H110ZM171 164V165H170ZM173 164V165H172ZM102 165L100 164V166L102 167ZM153 165V164H152ZM182 166H183V164H181ZM80 166H82V165H80ZM123 166V165H122ZM56 167V166H55ZM58 167V166H57ZM61 167V166H60ZM93 167H95V166H93ZM92 167V168H93ZM104 167V166H103ZM103 167L101 168L102 170H103ZM168 167H170V168H168ZM70 168V167H69ZM91 168V167H90ZM89 168V169H90ZM99 168V167H98ZM105 168V167H104ZM108 168V167H107ZM183 167H181V169H182ZM56 169V168H55ZM63 169V168H62ZM66 169V171H67V168H65ZM71 169V168H70ZM75 169V168H74ZM100 169V171H102ZM113 169V168H112ZM173 171H171V170ZM174 170L176 169V168H173ZM179 169H180V167H179ZM54 170V169H53ZM73 170V169H72ZM72 170H70V171H72ZM94 170H95V168H94ZM93 170V171H94ZM116 169H114V171H115ZM74 171H77L76 169L74 170ZM88 171V170H87ZM93 171L90 169V171L89 172H91V174L93 173ZM104 171V170H103ZM138 171V170H137ZM178 170L176 169V172H177ZM180 171V170H179ZM179 171H178V173H179ZM56 172V171H55ZM58 172V171H57ZM56 172V173H57ZM61 172H63V171H61ZM64 172H65V170H64ZM68 172V171H67ZM97 172H99V171H97ZM108 172V171H107ZM106 172V173H107ZM138 172H140V171H138ZM154 172H156V171H154ZM175 172V173H176ZM59 173V172H58ZM58 173H57V175H58ZM66 173V172H65ZM79 173V172H78ZM96 173V172H95ZM100 173H103V172H100ZM158 173V172H157ZM156 173V174H157ZM181 174H183V172H180ZM55 174V173H54ZM75 174V173H74ZM117 174V173H116ZM180 174V178H181V175ZM185 174V173H184ZM56 175V174H55ZM56 175V176H57ZM98 175H101V174H98ZM107 175V174H106ZM109 175H111V173L109 174ZM136 175V174H135ZM141 175V174H140ZM139 175V176H140ZM153 175V174H152ZM179 175V174H178ZM177 175V176H178ZM56 176H54V177H56ZM59 176V175H58ZM57 176V177H58ZM61 176V175H60ZM63 176V179H64V174L62 175ZM68 176V175H67ZM73 176V175H72ZM72 176H71V178H72ZM93 176H95V177H97L95 174L93 175ZM121 176V175H120ZM185 175H183V177H184ZM75 177V176H74ZM126 177V176H125ZM141 177H143V175L141 176ZM151 177V176H150ZM157 177V176H156ZM61 178V177H60ZM70 178V177H69ZM90 178V177H89ZM115 178V177H114ZM127 178V177H126ZM133 178V177H132ZM145 178H146V175H145ZM145 178H143V179H145ZM56 179H59V177L58 178H56ZM74 178H72V180H73ZM99 179V178H98ZM107 179V178H106ZM110 179H112V178H110ZM125 179V178H124ZM147 179V178H146ZM145 179V181L146 182H148V180H146ZM149 179V178H148ZM156 179H154V180H156ZM169 179V180H168ZM177 179H179V177H177ZM185 179V180H186ZM75 180V179H74ZM73 180V181H74ZM97 180V179H96ZM115 180V179H114ZM121 180V179H120ZM150 180V179H149ZM156 180V181H157ZM183 180V179H182ZM184 180V181H185ZM60 181V180H59ZM58 181V182H59ZM92 181H94V179L92 180ZM111 181H113V180H111ZM116 181V180H115ZM155 181V182H156ZM188 181V180H187ZM66 182V181H65ZM96 182V181H95ZM98 183H99V180L97 181ZM143 181H141V183H142ZM146 182H144V183H146ZM154 182V181H153ZM154 182V183H155ZM182 182V181H181ZM180 182V183H181ZM69 183V182H68ZM73 183V182H72ZM91 183V182H90ZM89 183V184H90ZM94 183V182H93ZM101 183V182H100ZM115 184H117L118 186L120 185V183L118 184V183H116V182H114ZM133 183V182H132ZM135 183V182H134ZM149 183V182H148ZM173 183V184H172ZM190 183V182H189ZM39 184H41V183H39ZM61 184H63L62 183V181H61ZM70 184V183H69ZM92 184V183H91ZM107 184V183H106ZM157 184V183H156ZM155 184V185H156ZM163 184V183H162ZM185 184L186 183H184V184H182V185H184L185 186ZM65 185H67V184H65ZM77 185V184H76ZM110 185V184H109ZM111 185H113V184H111ZM116 185V186H117ZM126 185V184H125ZM142 185V184H141ZM159 185V184H158ZM156 185L155 186V188H156V190L158 191V192H160L161 190H162V188H161V186L159 185ZM187 185V184H186ZM190 185V187H194V185L193 186H191V184H189ZM41 186V185H40ZM39 186V187H40ZM68 186V185H67ZM87 186V185H86ZM89 186V185H88ZM100 185H98V187H99ZM116 186H114V187H116ZM124 186V185H123ZM143 186H144V184H143ZM42 187V186H41ZM91 187V186H90ZM95 187V186H94ZM98 187H96L97 189H98ZM113 187V188H114ZM126 187V186H125ZM142 186H140L138 189H140ZM145 187V186H144ZM143 187V188H144ZM178 187V186H177ZM180 187L182 188V186L180 185ZM180 187L178 188V190L180 189ZM188 187V186H187ZM106 188V187H105ZM112 188V187H111ZM112 188V189H113ZM118 188V187H117ZM120 188H123L122 187V185H121V187ZM119 188V189H120ZM127 188V187H126ZM186 188V187H185ZM191 188V189H192ZM195 188V187H194ZM196 188H195V190H196ZM97 189H96V191H97ZM101 189H103L102 187H101ZM107 189H109V187L107 188ZM142 189V188H141ZM152 189H153V187H152ZM184 188H182V190H183ZM187 190H189L190 188H186ZM69 190V189H68ZM78 190H79V188H78ZM88 190H89V188H88ZM104 190V189H103ZM117 190V189H116ZM115 190V191H116ZM126 190V189H125ZM130 190V189H129ZM151 190V189H150ZM154 190V189H153ZM164 190V189H163ZM85 191V190H84ZM87 191V190H86ZM85 191V192H86ZM95 191V192H96ZM99 192H100V188H99V190H98ZM102 191V190H101ZM105 191V190H104ZM103 191V192H104ZM120 190H118V192H119ZM122 191V190H121ZM121 191H120V193H121ZM181 191V189L179 190V195L181 196V194H183V193H181L180 192ZM185 191V190H184ZM189 191H192V190H189ZM67 192V191H66ZM73 192H75V190H73ZM80 192V191H79ZM94 192V191H93ZM92 192V193H93ZM105 192H107V190L105 191ZM105 192L103 193V194H105ZM69 193V192H68ZM76 193H78V192H75V194ZM81 193V192H80ZM91 193V194H92ZM102 193V192H101ZM111 193V192H110ZM109 192L108 193H106L108 196H109V194H110ZM123 193V194H122ZM121 194V196H124V191L122 192ZM139 193V192H138ZM142 193V192H141ZM181 193V194H180ZM187 193H189L188 191H187ZM191 193V192H190ZM190 193H189V195H187L189 198H184L183 196H185L186 197V194H184L183 196H181V198L183 197L185 200H187V199H191L192 200V197L190 198ZM192 193V194H193ZM196 193H194V195L193 196H195V194ZM70 194V193H69ZM74 194V193H73ZM74 194V195H75ZM102 194V195H103ZM112 195H113V193H111ZM117 194V193H116ZM116 194H114V195H116ZM191 194V195H192ZM94 195H96V194H93V197H94ZM132 195V194H131ZM136 196H137V194H135ZM141 195V194H140ZM168 195V194H167ZM168 195V196H169ZM32 196V195H31ZM119 195H117V197H118ZM130 196V195H129ZM151 196V195H150ZM26 197H28V196H26ZM68 197H69V195H68ZM71 197H73L72 195H71ZM75 197V196H74ZM78 197V196H77ZM96 197V196H95ZM95 197L93 198L94 200H95ZM101 197V196H100ZM99 197V198H100ZM139 197V196H138ZM138 197H136V198H138ZM158 197H160V196H158ZM176 197V196H175ZM46 198V197H45ZM53 198V197H52ZM52 198H51V200H52ZM56 198V197H55ZM58 198V197H57ZM59 198H60V200L59 201H63V200H61V198L62 197H60L59 196ZM102 198H104V197H102ZM112 198V197H111ZM122 198V197H121ZM127 198V197H126ZM125 198V199H126ZM156 198H157V196H156ZM177 200L179 199V197H178V195H177ZM182 198V199H183ZM195 198V197H194ZM193 198V200H195L196 201V199H198L197 197H196V199H194ZM27 199V198H26ZM28 199H31L32 200V198L31 197H29ZM48 199V198H47ZM74 199H76V198H74ZM97 199H98V197H97ZM97 199H96V202H97ZM101 199V198H100ZM105 199V198H104ZM107 199H108V197H107ZM119 199V198H118ZM122 199H124V197L122 198ZM158 199V198H157ZM166 199V198H165ZM175 199V198H174ZM183 199V200H184ZM37 200V198L35 199V201ZM43 200H45V199H43ZM55 200V202H56V199H54ZM53 200V201H54ZM69 200H70V198H69ZM77 200H78V198H77ZM143 200H144V198H143ZM153 200H154V197H153ZM152 200V201H153ZM156 200V199H155ZM159 200V199H158ZM176 200V199H175ZM176 200V201H177ZM183 200H180V201H178L177 203V206H179V208H181V216H179L178 218H183L185 215H187L188 217H190L189 215H190V211H192V210H189V208H190V206L188 207L187 206V209L189 210V212L190 213H188L187 214V209L185 208V201H183ZM192 200V201H193ZM42 201V200H41ZM48 201H50V200H48ZM117 201V200H116ZM123 201V200H122ZM128 201V200H127ZM129 201H131L130 199H129ZM134 201V200H133ZM137 202H138V199L136 200ZM151 201V202H152ZM194 201V202H195ZM38 202H39V200H38ZM37 202V203H38ZM42 202H44V201H42ZM52 202V201H51ZM141 202H143V201H141ZM164 202V201H163ZM166 202H168V201H166ZM173 202H174V200H173ZM185 202V203H184ZM199 202H200V199H199ZM29 203V202H28ZM41 203V202H40ZM57 203V202H56ZM98 203H99V205L100 206H105V205H107V203H106V201H104L103 199L102 200H99L98 199ZM97 203V204H98ZM157 203V202H156ZM162 203V202H161ZM169 203V202H168ZM172 203V202H171ZM170 203V207L168 206V208H169V211H170V213L171 214H174V213H176L175 212V210H178L179 208L175 205V204H171ZM191 203H193V202H191ZM197 203H198V200H197ZM202 203V202H201ZM201 203H200V205L198 204V206H201ZM45 204V203H44ZM49 204H51L50 202H49ZM52 204H54V202H52ZM51 204V205H52ZM61 204V203H60ZM142 204V203H141ZM194 204H195V206H196V203H193L192 205L194 206ZM37 205V204H36ZM55 205V204H54ZM159 205H160V203H159ZM189 205V204H188ZM191 205V204H190ZM33 206V205H32ZM35 206V205H34ZM33 206V209L32 210H34L33 212L34 213H38L37 211H39L38 209L36 210V206L34 207ZM38 206V205H37ZM43 206V205H42ZM59 206V205H58ZM65 206V205H64ZM97 207L96 209H95V215H93V223H97L96 225H98V226H100L101 227V225H100V223L102 222V221H104L105 222V220L108 218V216H110L111 215V212H112V208H110L109 207V210H103L101 207ZM108 206V205H107ZM123 206V205H122ZM157 206H158V204H157ZM197 206V207H198ZM40 208L39 209H41V208H43V207H41V206H39ZM143 207V206H142ZM147 207V206H146ZM150 207V206H149ZM148 207V208H149ZM152 207V206H151ZM203 207V206H202ZM46 208V207H45ZM167 208V207H166ZM178 208V209H177ZM194 208V207H193ZM200 208V207H199ZM198 208V209H199ZM101 209V210H100ZM104 209H107V208H104ZM123 209H125V208H123ZM140 208H138L137 210H139ZM143 209V208H142ZM201 209V208H200ZM46 210V209H45ZM67 210V209H66ZM122 210V209H121ZM144 210V209H143ZM142 210V211H143ZM64 211V210H63ZM120 211V210H119ZM186 211V212H185ZM198 211V210H197ZM196 211V212H197ZM201 211H203L204 212V209L202 208V210ZM41 212H42V210H41ZM45 212V211H44ZM113 212H114V210H113ZM112 212V213H113ZM200 212V211H199ZM198 212V213H199ZM39 213H40V211H39ZM38 213V214H39ZM67 213V212H66ZM194 213V212H193ZM197 213V214H198ZM201 213V212H200ZM205 213V216H207V217H205L204 215V217H205V219L206 218H209L210 219V217L206 214V212H204ZM203 213V214H204ZM46 214V213H45ZM184 216H183V215ZM195 214V213H194ZM194 214L192 215V216H194ZM40 215V214H39ZM38 215V216H39ZM178 215H179V213H178ZM177 215V216H178ZM41 216V215H40ZM43 216H45V215H43ZM111 216H113V215H111ZM177 216H174V217H172L173 219H178L177 218ZM202 216V215H201ZM201 216L199 217L200 219H201ZM42 217V216H41ZM195 217H197V216H195ZM203 217V218H204ZM185 218H187V217H185ZM184 218V219H185ZM193 218V217H192ZM199 218H197V219H199ZM109 219V218H108ZM115 219V218H114ZM112 220L113 222L115 221V220ZM41 220H42V218H41ZM98 220V221H97ZM179 220V219H178ZM187 220H188V218H187ZM190 220V219H189ZM43 221H44V218H43ZM58 221V220H57ZM109 221H111V220H109ZM185 221V220H184ZM201 221V220H200ZM202 221H204V219H202ZM201 221V222H202ZM212 220L210 219V222H211ZM100 222V223H99ZM106 222H108V221H106ZM112 222V223H113ZM116 222V221H115ZM180 222V221H179ZM186 222V221H185ZM208 222V221H207ZM210 222H208V223H210ZM111 223V222H110ZM190 223H192V225L190 226V227H192V226H194L193 225V222H190ZM219 223H218V226H219ZM92 224V223H91ZM103 224V223H102ZM106 224V223H105ZM114 224V223H113ZM187 224V223H186ZM197 224H199V226H200V223H197ZM212 224H214V222L212 223ZM216 225H217V223H215ZM173 225V224H172ZM180 225H183L182 223L180 224ZM202 225H204V222L201 224V226H200V228L202 227ZM206 225H207V223H206ZM205 225V228L206 227H208V226H206ZM209 226H210V224H208ZM95 226V225H94ZM98 226H97V228H98ZM104 226V225H103ZM102 226V227H103ZM184 226V230H185V227L187 226V225H183ZM182 226V227H183ZM101 227V228H102ZM172 227V226H171ZM187 227H189V226H187ZM190 227H189V229H190ZM211 227V226H210ZM96 228V229H97ZM103 228H105V226L103 227ZM108 228V227H107ZM115 228V227H114ZM203 228V227H202ZM213 228V227H212ZM212 228H211V230H209V232L210 231H212L213 232V230H216V229H213L212 230ZM214 228H215V226H214ZM222 227H220V229H221ZM100 229V228H99ZM106 229V228H105ZM110 229V228H109ZM207 229H209V227L207 228ZM102 229H100L99 231H101ZM122 230V229H121ZM193 230H194V228H193ZM96 231V230H95ZM103 231H105L104 229H103ZM120 231V230H119ZM123 231V230H122ZM191 231H192V228H191ZM200 231V230H199ZM217 231H218V229H217ZM216 231V232H217ZM221 231V230H220ZM106 232V231H105ZM104 232V233H105ZM124 232V231H123ZM123 232H122V234L121 235H123ZM212 232H210L209 233V235L210 234H212ZM222 232V231H221ZM224 232V231H223ZM107 233H109V232H107ZM115 233V232H114ZM120 233H121V231H120ZM124 233H126V231L124 232ZM187 233V232H186ZM201 233V232H200ZM218 233H220V232H218ZM218 233H216V235H215V232L213 233V235H214V238H215V236H217V237H219L218 236ZM225 233V232H224ZM106 234V233H105ZM110 234V233H109ZM127 234V233H126ZM221 235H223L222 233H220ZM102 235V234H101ZM104 235V234H103ZM116 235V234H115ZM119 235V234H118ZM213 235H210V236H213ZM220 235V237H222ZM225 235V234H224ZM113 236V235H112ZM124 236H126V235H124ZM124 236H123V238H124ZM102 237V236H101ZM104 238H105V241H104V245L107 247H111L112 245H114V243L113 242H115V241H113V242H110L109 240H107L106 238L108 237H105V235L103 236ZM111 237V236H110ZM109 237V238H110ZM116 237V236H115ZM121 237V236H120ZM127 237V236H126ZM125 237V238H126ZM216 237V238H217ZM219 237V238H220ZM213 238V237H212ZM219 238H217V239H219ZM121 239V238H120ZM100 240V239H99ZM103 240V239H102ZM112 240H115V238L114 239H112ZM118 240V239H117ZM128 240V239H127ZM209 240V239H208ZM216 240V239H215ZM129 241H131V240H129ZM205 241H207V240H205ZM212 240H210L209 242H211ZM118 243L119 242H121V240L120 241H117ZM125 242H126V240H125ZM203 242V241H202ZM208 242V241H207ZM212 242H214V241H212ZM100 243V242H99ZM116 243V242H115ZM126 243H128V242H126ZM125 243V244H126ZM131 243V242H130ZM193 244H194V242H192ZM205 243V242H204ZM216 243V242H215ZM129 244V243H128ZM101 245H103V244H101ZM103 245V246H104ZM116 245L118 246L119 245V247H120V243L119 244H117L116 243ZM122 245V244H121ZM141 245V244H140ZM190 245H191V243H190ZM202 245V244H201ZM204 245V244H203ZM205 245H206V243H205ZM232 245V244H231ZM236 245V244H235ZM235 245H234V247H235ZM104 246V247H105ZM116 246V247H117ZM229 246H230V244H229ZM228 246V247H229ZM237 246V245H236ZM239 246H240V244H239ZM115 247V246H114ZM208 248V245H206L204 248ZM241 247V246H240ZM249 247H248V250H249ZM123 248H124V246H123ZM232 248V247H231ZM238 248V247H237ZM245 250H247L245 247H243ZM250 248V249H251ZM223 249V248H222ZM233 249V248H232ZM104 252H105V249H102ZM107 250H110V248L109 249H107ZM116 250H118V249H116ZM115 250V251H116ZM189 250H190V248H189ZM192 250V249H191ZM221 250V249H220ZM219 250V251H220ZM224 250H225V248H224ZM254 250L252 251H250L249 250V252H252V253H254ZM114 251V252H115ZM120 251V250H119ZM141 251V250H140ZM214 251V252H213ZM227 251V250H226ZM230 251V250H229ZM232 251V250H231ZM113 252V253H114ZM148 252V251H147ZM146 252V253H147ZM187 252H190V251H187ZM192 252H195V250L193 249L192 250ZM213 252V253H212ZM235 252V251H234ZM233 252V253H234ZM237 252V251H236ZM240 252H241V250H240ZM121 253V252H120ZM140 253V252H139ZM222 253V252H221ZM233 253H232V255H233ZM239 253V252H238ZM251 253V255H253V256H249V257H247L246 256V254H245V256L247 257L246 259H250L249 260V262L250 261H252V260H254V254H252ZM256 253V254H257ZM115 254H117L116 252H115ZM158 254H159V252H158ZM161 254V253H160ZM191 252H190V256H191ZM241 254V253H240ZM243 254V255H244ZM143 255V254H142ZM185 255H186V253H185ZM189 255V254H188ZM214 255V254H213ZM212 255V256H213ZM218 255V254H217ZM236 254H234L233 256H235ZM239 255V254H238ZM247 255H250V254H247ZM137 256V255H136ZM157 256H159V255H157ZM209 256V254L207 253V254H205L201 259L203 260L204 258H207ZM211 256V257H212ZM232 256V257H233ZM237 256V255H236ZM235 256V257H236ZM257 256V255H256ZM142 257V256H141ZM145 257V256H144ZM160 257H161V255H160ZM181 257V256H180ZM210 257V256H209ZM210 257V258H211ZM218 257H220V256H218ZM227 257V256H226ZM228 257H229V255H228ZM231 257V256H230ZM234 257V258H235ZM111 258V257H110ZM138 258V257H137ZM148 258H149V256H148ZM157 258V257H156ZM175 258V257H174ZM107 259H109V258H107ZM120 259V258H119ZM145 259V258H144ZM158 259V258H157ZM163 259V261H164V257L163 258H161V260ZM172 259H173V257H172ZM184 259V258H183ZM194 259H196V258H194ZM201 259H199V262H200V260ZM221 259V258H220ZM228 259V258H227ZM230 259V258H229ZM236 259H238L237 257H236ZM138 260V259H137ZM152 260V259H151ZM150 260V261H151ZM175 260H176V258H175ZM181 260V259H180ZM184 260H186L187 261V259H184ZM190 260V259H189ZM198 260V258L196 259V260H192V262L193 261H197ZM212 260V259H211ZM222 260V259H221ZM230 260H232L233 261V259H230ZM242 260H243V258H242ZM258 260V259H257ZM109 261V260H108ZM157 261V260H156ZM167 261V260H166ZM174 261V260H173ZM177 261V260H176ZM183 261V260H182ZM204 261V260H203ZM203 261H201V263H203ZM237 261V260H236ZM241 261V260H240ZM239 260H238V262H240ZM247 261V260H246ZM71 262V261H70ZM70 262H69V264H70ZM152 262H155V261H153L152 260ZM161 262V261H160ZM159 262V263H160ZM168 262V261H167ZM175 262V261H174ZM181 262V261H180ZM179 262V263H180ZM184 262V261H183ZM224 262V261H223ZM234 263L233 264H237V263H235V261H233ZM248 262V263H249ZM256 263L257 264V262H255V261H252V264H254V263ZM145 263V262H144ZM148 263V262H147ZM147 263H145V264H147ZM171 263V262H170ZM197 263H198V261H197ZM205 263V262H204ZM224 263H226V262H224ZM259 264H260V261L258 262ZM136 264V263H135ZM155 264V263H154ZM157 264V263H156ZM161 264V263H160ZM172 264V263H171ZM174 264V263H173ZM194 264V263H193ZM195 264H196V262H195ZM199 264V263H198ZM206 264H207V262H206ZM232 264V263H231Z\"/></svg>",
  "mask_w": 264,
  "mask_h": 264
}]
</instances>
